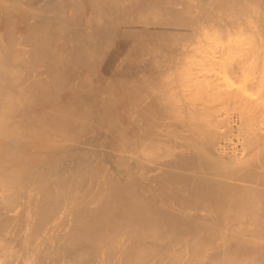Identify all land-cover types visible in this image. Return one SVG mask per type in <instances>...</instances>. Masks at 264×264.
<instances>
[{"label":"bare ground","instance_id":"bare-ground-1","mask_svg":"<svg viewBox=\"0 0 264 264\" xmlns=\"http://www.w3.org/2000/svg\"><path fill=\"white\" fill-rule=\"evenodd\" d=\"M133 1V0H132ZM139 1V0H138ZM153 1V0H152ZM176 1V0H175ZM167 2L166 0H161V1H159V2H156V3H148V4H146V6H147V9L145 8L144 9V3H137V4H133V8H132V11H131V13L128 15L127 13H124V12H121V10L120 11H117L118 10V8H117V10L114 8L113 9V11L112 10H110L111 9V5L110 4H115L116 3V1H114V0H0V141H1V139L3 140V142L2 143H5V145L3 146V144H1L0 143V164H2V162H4L3 164H2V166L0 167V174H3L4 172H5V169H3L2 170V167L4 166V165H6L7 164V162L9 163V161H10V163L9 164H7L6 166L8 167V165H11V161H13V163H14V160L16 161L15 163H14V165L15 166H13V163H12V167H13V169L11 168V166H9V170L11 171V169L12 170H15V169H17V168H19V165L20 166H22V165H25V166H23L22 168L20 167V170H16V171H14V172H16V173H14V172H12L14 175H8L9 176V180H5V181H8L9 183H10V181L11 180H13V178H21L22 176H25V177H29V175L31 176L32 174L33 175H35V177H36V175L38 174L39 176H40V174L41 173H44V177H46L45 178V180H43L42 179V177L43 176H40L41 177V180L43 181V182H45V183H47V185L45 184H43L44 186H45V188H46V191L44 192V193H42L41 191L42 190H40V188L41 189H45V188H43L44 186L42 185V186H40V182H41V180L39 179V176L37 177L38 178V180L40 181V182H38V184H39V190L38 189H36V190H33V192H32V190L30 191V194H31V192H32V194L31 195H33L34 196V194H35V192H38V191H40V193H42V194H44V196H46L47 194H58L59 193V191H60V193L59 194H61V195H63V194H67V192H68V194L66 195V196H70V195H73L72 194V192L71 191H69L70 190V188L72 189L73 188V186H74V184L72 183L71 184V186H70V184H69V182H68V184H69V186L70 187H68L67 188V186H68V184H66L65 183V185H66V188H64L65 190H63L62 188H59V185H58V187L57 188H59V191H57V189H55V187L56 186H52L53 188H54V192L52 193L51 192V185L53 184V183H56L54 180H56V177H55V179L53 180L54 182H51L50 181V178L53 176L52 174H50V176L51 177H47V176H49V173H56L57 171H59V168L63 165V167L65 166V167H67V164L69 165L70 164V166H69V168H71V166H72V162H75V161H77V159H78V162L77 163H75L76 165L79 163V165H80V162L82 161V159H83V161H85V157H87V161L88 160H94V158L95 157H97V155H101V154H103V153H101V149H103V147H107L108 146V148H110L111 150H112V148H113V150L115 151V152H117V151H119L118 153L121 155V151L120 150H118V147L120 148L121 146H122V143H119V140H121L120 139V137H118V136H120L119 134H117V137H116V139H109L110 138V136H109V134H108V136L107 135H105V134H107V131H109V129H110V126H112L113 124H114V126H115V128H114V126L112 127L113 128V132H117V130H116V128H119V126L121 127V129H122V127L123 126H128L129 125V127H127L128 128V130L126 129V127L124 128L125 129V131L123 132V137H128L127 139L128 140H130L129 142H131V139H133L132 138V135H133V137H134V133H135V136L137 135V137L139 138V139H141L143 136H140V134H144L145 133V128L146 127H150L149 125L147 126L146 124H145V121H146V123H147V121H148V115H147V117L145 116V119H147V120H145L144 121V124L142 125V126H145V128L144 127H142L141 126V124L143 123V122H141V124H140V127L143 129L144 128V130H142V129H140L141 131V133H139V134H136V133H138L137 131H135V129H133L134 127H133V125H135L136 124V126H137V130L140 128L138 125H139V123H140V120L141 119H143V117H142V115L140 114V112H139V114L141 115V116H139V118H134V114H135V112L136 111H134V113H133V110L134 109H132V107L133 108H135V107H137V108H139L138 107V104H137V106L133 103V101L131 100V99H133V97H131V99L129 98V96L130 95H128L127 94V97H128V100L127 99H122V97H124L123 96V93L120 95L119 93H118V91H117V94H119V95H117V97H115L116 96V92L114 93V96H113V93L111 94V93H109V94H111L112 95V97H114L113 99H111V95H109L110 96V100H114L113 102H115V100L117 101L118 100V102L121 104V106H120V104L118 103H116L115 102V104L113 103V102H111V104H106V103H104V99H106V98H104L103 96H102V94L104 95L105 94V97H106V95L108 96V91H110L111 92V90H109V87L111 86H108L110 83L112 84V82H113V79H115L116 77L114 76L115 75V73H116V76L118 77V73L120 72V70H119V68H122V66L123 65H125V63L123 64V65H118V64H122L123 62H126V61H129V63L132 61V63H133V61H136L137 60V63H138V61L139 62H144V64L145 63H148V64H146V65H148L149 66V62H153V61H160V59H161V54L163 53L164 54V52H163V49H164V45L165 44H167V42H168V44H169V42L170 41H172V39H174L175 37H169V35H175L176 36V34H178V35H180L179 34V32H182V35L183 34H185L186 32H184V30H189V31H191V30H193V28L194 29H196V24L197 25H201L200 26V28L203 30L204 28V30H203V33L204 32H207V30H208V32H210V31H215L217 34L218 33H220L221 32V34L224 32V33H226V31H227V33H229V31L231 30L232 32H234V31H236L235 29H241V28H243V29H245L246 31L247 30H251V29H253V30H257V32H258V30H260L259 32L261 33V32H264V31H262V30H264V16H263V13H264V1H262V0H259L260 2H258V1H244V0H235L236 2H234V0H211V1H209V3H207V0H191V1H177V2ZM201 1V2H200ZM233 1V2H232ZM117 2H119V1H117ZM129 2V1H128ZM144 2V1H143ZM122 3V2H121ZM125 3V2H124ZM123 3V4H124ZM132 3H134V2H132ZM126 4H127V2H126ZM130 4V3H129ZM118 5V4H117ZM131 7V6H130ZM130 7H129V9H130ZM110 8V9H109ZM260 8H261V10L263 11H261L260 10ZM124 9V8H123ZM259 9V10H258ZM209 10H213V14H212V17H214L213 19H212V17H211V13L212 12H209ZM129 11V10H128ZM261 12L262 13V15H260V17L258 16V13L259 12ZM208 13V15H210L209 17H211L210 18V23H209V20L207 19L208 17H207V14L206 15H204L205 13ZM255 13V17H253V14ZM256 16H258V17H256ZM262 16V17H261ZM204 17H206V19H207V21H204V23L206 22V24L205 25H202L201 24V21H202V19L204 18ZM90 18V20H89V22H88V19ZM212 21H213V23H212ZM88 23V24H87ZM151 23L152 24H155V26H157L156 27V29H149V30H146V31H144V30H142V27L141 26H144V25H146L147 27L149 26V25H151ZM203 23V24H204ZM89 24H91V25H89ZM208 24H210L209 25V28L210 29H208ZM89 25V27H87V26ZM206 25H207V27H206ZM212 25V26H211ZM153 26V25H152ZM204 26V27H203ZM145 27V26H144ZM199 27V26H198ZM212 27H214L213 29H212ZM87 28H93V29H91V31L89 30V31H87ZM206 28H207V30H206ZM191 29V30H190ZM212 29V30H211ZM219 30V29H221V31L219 30V31H216V30ZM222 29H224V31L222 30ZM198 31H199V29H197ZM210 30V31H209ZM245 30H244V32H245ZM223 31V32H222ZM230 31V33L231 34H233L232 32ZM243 31V30H242ZM252 31V30H251ZM188 32V31H187ZM194 32V31H193ZM238 32H240V31H238ZM249 32V31H248ZM190 33H192V32H190ZM189 33V34H190ZM197 33H199V32H197ZM201 33V32H200ZM199 33V34H200ZM200 34L201 36L202 35H205V33L204 34ZM213 33V32H212ZM222 34V35H225V34ZM229 33V34H230ZM236 33V32H235ZM247 32H245L244 34H246ZM252 33H256V31L254 32V31H252ZM259 33V35H260V37H261V34ZM167 34H169V35H167ZM216 34V35H217ZM230 34V37H233V38H230V37H228V38H230L229 39V41L231 40V39H234V37L236 36V34H234V36L233 35H231ZM238 34V33H237ZM243 34V35H244ZM257 34V33H256ZM168 36V37H164V36ZM187 35V34H186ZM194 35V34H193ZM207 35V34H206ZM209 35V34H208ZM219 35V34H218ZM184 36V35H183ZM198 36V35H197ZM245 36V35H244ZM243 36V37H244ZM153 37V39H151ZM182 37V36H181ZM187 37V36H186ZM190 37V36H189ZM194 37V36H193ZM203 37V36H202ZM205 37V36H204ZM209 37V36H208ZM224 37V36H223ZM226 37V36H225ZM224 37V38H225ZM248 37H249V35H248ZM182 38H184V37H182ZM181 38V39H182ZM199 39H201L200 37H198ZM197 38V39H198ZM212 38V37H211ZM218 38V37H217ZM251 38V37H250ZM262 38V37H261ZM177 39L179 40V38L177 37ZM189 39V38H188ZM194 39V38H193ZM198 39V40H199ZM204 39H206V38H203V40ZM208 39V38H207ZM210 39V38H209ZM214 39V38H213ZM212 39V40H213ZM235 39L237 40V38L235 37ZM240 40H241V38H239ZM243 39V38H242ZM155 40V41H154ZM185 40H187V38L185 39ZM184 40V41H185ZM198 40H196L195 42H196V44H194V45H196V46H198V43L200 44L202 41V39L197 43V41ZM211 40V39H210ZM245 40V39H244ZM251 40V39H250ZM260 40V39H259ZM152 41H154V42H152ZM189 40H187V43H189L188 42ZM205 41V40H204ZM215 41V40H214ZM222 41V40H221ZM176 42H179V41H175L173 44H176ZM226 42L228 43V40H226ZM231 42V41H230ZM243 43H244V41H242ZM246 42V44H247V41H245ZM249 42V44H250V42L251 41H248ZM181 43V42H180ZM184 42H182V44H183ZM186 43V44H187ZM190 43H192V42H190ZM207 43V42H206ZM212 43H214V42H212ZM224 42H222V44H223ZM234 43H236V42H234ZM241 43V42H240ZM260 43H261V41H260ZM259 43V44H260ZM186 44H185V46H186ZM203 44V42L201 43V45ZM209 44V43H208ZM237 44H238V42H237ZM237 44H234L235 46L237 45ZM245 44V43H244ZM245 44V45H246ZM248 44V45H249ZM252 44V43H251ZM254 44V43H253ZM201 45H199V46H201ZM205 45V44H204ZM203 45V46H204ZM215 45H218V43L216 42V44ZM227 45V44H226ZM244 45V46H245ZM248 45H246V46H248ZM168 46V45H167ZM169 46H171L170 44H169ZM182 46H184V45H182ZM195 46V47H196ZM198 46V47H199ZM228 46V45H227ZM230 46L231 45H229L228 47L230 48ZM243 46V47H244ZM261 46V45H260ZM259 46V47H260ZM177 47H178V45H177ZM190 47V46H189ZM192 47V46H191ZM202 47V46H201ZM209 47V46H208ZM207 47V48H208ZM241 47H242V45H241ZM241 47H239V48H241ZM250 47H252L251 45H250ZM250 47H249V49H250ZM168 48H171V47H168ZM182 48H184V47H182ZM182 48H180L179 50L181 51V49ZM228 48V49H229ZM152 49H155V53H154V55H152L151 53H149V50H151V51H153ZM195 49V48H194ZM193 49V50H194ZM199 49L201 50V48L199 47ZM231 49V48H230ZM235 49H237V47L235 48ZM233 50L234 52L236 51V50ZM242 49V48H241ZM241 49H239V50H241ZM246 49V48H245ZM245 49H242V50H245ZM262 49V48H261ZM98 50H101L102 52H103V54H101V56L102 57H104V59L102 60V57H100V53H102V52H96V51H98ZM173 50H175L174 48H173ZM178 50V49H177ZM183 50V49H182ZM198 49H197V47H196V52H197V54L199 53V54H201L200 53V51H197ZM204 50H206V48H204ZM203 50V51H204ZM226 50V49H225ZM248 50V49H247ZM184 51V50H183ZM202 51V50H201ZM252 51V50H251ZM146 52V53H145ZM174 52V51H173ZM186 52V51H185ZM194 53H195V51H193ZM228 52H232L231 50H229ZM238 52V51H237ZM236 52V53H237ZM240 52V51H239ZM243 52V51H242ZM247 52V51H246ZM262 52V51H261ZM98 53V54H97ZM170 53L172 54V52L170 51ZM178 53V52H177ZM181 53V52H180ZM184 53V52H183ZM190 52H188V54H187V56L186 57H184V59H186L187 58V60L190 58V57H192V55H193V53H190V54H192L191 56H190V54H189ZM241 53V52H240ZM176 54V52H174V54L173 55H175ZM227 54V53H226ZM230 54V53H229ZM233 54V53H232ZM256 54V53H255ZM254 54V55H255ZM262 54H263V52H262ZM97 55H99V57L97 56ZM168 55H169V53H168ZM186 55V54H185ZM189 55V56H188ZM195 55V54H194ZM194 55H193V57H194ZM234 55V54H233ZM170 56V55H169ZM225 56V55H224ZM263 56V55H262ZM154 57V58H153ZM173 57V56H172ZM240 56L238 55V58H239ZM253 57V56H252ZM251 57V58H252ZM260 57V56H259ZM101 58V59H100ZM174 58V57H173ZM196 58V60L198 59L197 57H195ZM225 58V57H224ZM227 58V57H226ZM231 58V57H230ZM230 58H228V59H230ZM190 59H192V58H190ZM221 59V61H222V58H220ZM219 59V60H220ZM233 59V58H232ZM237 59V58H236ZM236 59H234V60H236ZM255 59V57H253V59L252 60H254ZM102 60V61H101ZM171 60V59H170ZM182 60H183V58H182ZM192 60H194V58L192 59ZM207 60H209V59H207ZM206 60V61H207ZM218 60V59H217ZM145 61H147V62H145ZM189 61V60H188ZM191 61V60H190ZM199 61H202L200 58H199ZM248 61V60H247ZM251 61V60H250ZM250 61H249V63H250ZM260 61V60H259ZM262 61V63H263V60H261ZM91 62V63H90ZM92 62H94V63H96V65H95V67L96 68H99V69H97L98 70V73H100V75H102L103 74V71H104V68H105V70H106V73L107 72H109L110 71V68L112 67V65H114L115 66V64H116V66L117 67H119V68H115L116 69V71L118 72H115L114 73V71H113V75H112V72L110 71L109 72V74L108 75H110L111 74V76L113 77V79H112V82H110V83H108L106 80H108L107 78H111V77H109L107 74H106V79H105V74H103V78L105 79V81L106 82H104L103 84L104 85H106V83H107V85L106 86H102L101 84V86L99 85V83H98V87L100 86V88H103L102 89V92H104V93H100L99 92V88L97 87V82H96V84H94L93 82H92V80L93 79H91V77L89 78L91 81L90 82H92L93 84H94V86L92 85V86H85L84 85V83L85 82H89V81H85V79L87 80L88 78H86V77H88L87 75H86V71H87V64L89 65V63L90 64H92ZM104 62V63H103ZM110 62H111V66H110ZM167 62H168V60H167ZM173 62V61H172ZM194 62V61H193ZM209 62H210V60H209ZM246 62V61H245ZM244 62V64L246 65V63ZM93 63V64H94ZM103 63V64H102ZM107 63H109V64H106ZM141 63V64H142ZM168 63H170V62H168ZM201 63V62H200ZM237 63V62H236ZM48 64H51V68H54V65H57L58 66V69L56 68V70H54L55 71V73L53 74L52 72L51 73H49L48 74V80L45 78H43V76L45 75L43 72H45V71H43L46 67L48 68ZM97 64H100L101 66L102 65H104V66H108V67H110V68H108L107 67V69H106V67H104L103 68V66H102V70L100 69V67H98L97 66ZM131 64V63H130ZM129 64V65H130ZM134 64V63H133ZM186 64V63H185ZM191 64V63H190ZM194 64V63H193ZM234 64V63H233ZM240 64V63H239ZM242 65H243V63H241ZM258 64V63H257ZM260 64V63H259ZM258 64V65H259ZM52 65H53V67H52ZM138 65V64H137ZM156 65V64H155ZM217 65V64H216ZM221 65V64H220ZM254 65V64H253ZM57 66H55V67H57ZM90 66V65H89ZM93 66V65H92ZM147 66V67H148ZM43 67H45L43 70H41V68H43ZM91 67V66H90ZM94 67V66H93ZM92 67V68H93ZM136 66L134 65V66H132V68H130L129 67V69H134ZM147 67H146V69H147ZM152 67V66H151ZM168 67H169V65H168ZM234 67H236V66H234ZM249 66H247V68H248ZM256 67L258 68V66L256 65ZM233 68V67H232ZM238 68V67H237ZM260 68H261V70H263V68L260 66ZM36 69V70H35ZM40 70L39 71V74H40V72H42L41 73V75H38V72L36 73L35 71H38V70ZM119 71H118V70ZM137 70H139V67L138 68H136ZM136 69H134V71H133V74H132V71L130 72L128 69V71L130 72V74L132 75V76H129V74L127 75V73H126V75H127V78H128V76L130 77L128 80H130L131 79V77H133L134 75H135V73L134 72H136L135 70ZM146 69L145 70H143L144 71V73H142L141 71H139L138 73L139 74H137V75H140V73L141 74H145V72H146V74H147V76L149 75V73H151V69H149V67H148V69L149 70H147L146 71ZM160 69V68H159ZM222 69V68H221ZM229 69V68H228ZM239 69H241V68H239ZM239 69H237V70H239ZM254 69V68H253ZM252 69V70H253ZM259 69V68H258ZM34 70V71H33ZM47 72H48V70H50V65H49V68L48 69H45ZM86 70V71H85ZM97 70L95 71V69L94 70H92L93 72L95 71V72H97ZM102 72H101V71ZM111 70H113V67L111 68ZM123 70V68L121 69V71ZM230 70V69H229ZM251 70V69H250ZM255 70V69H254ZM260 70V69H259ZM32 71L34 72V74L36 75V77H35V75H34V77H33V73H32ZM50 71H52V70H50ZM49 71V72H50ZM53 71V72H54ZM92 71H91V73H92ZM149 71V72H148ZM163 71V70H162ZM90 72V71H89ZM94 72V73H95ZM105 72V71H104ZM123 72H125V71H122V72H120V75L123 73ZM128 72V73H129ZM164 72V71H163ZM225 72H227V71H225ZM229 72V71H228ZM232 72V71H231ZM239 72V71H238ZM251 72V71H250ZM256 72V71H255ZM254 72V73H255ZM78 73V75H79V77H78V75H76ZM88 73V72H87ZM94 73H92V74H94ZM102 73V74H101ZM235 73V71L233 72V74ZM237 73V72H236ZM235 73V74H236ZM257 73V72H256ZM261 73H264V70H263V72H261ZM42 74H43V76H42ZM160 74V73H159ZM187 74V73H186ZM232 74V73H231ZM247 74H248V72H247ZM37 75L39 76L38 77V79H37ZM88 75H90V74H88ZM96 76H99L100 77V75L98 74H95ZM94 75V76H95ZM122 75H124V74H122ZM121 75V76H122ZM154 75V74H153ZM171 75V74H170ZM169 75V76H170ZM185 75V74H184ZM242 75V74H241ZM256 75V74H255ZM262 75V74H261ZM108 76V77H107ZM121 76H119L118 78L120 79V77ZM151 76H152V74H151ZM182 75L180 74V77H181ZM186 76V75H185ZM224 76V75H223ZM225 76H226V74H225ZM230 76V75H229ZM228 76V77H229ZM257 76V75H256ZM259 76V75H258ZM42 79H41V78ZM45 77V76H44ZM76 79H75V78ZM123 77V76H122ZM121 77V78H122ZM134 77H137V76H134ZM133 77V78H134ZM143 77V76H142ZM157 77V76H156ZM161 77V76H160ZM171 77V76H170ZM183 77V76H182ZM233 77H235L234 75H233ZM250 76H248V78H249ZM80 78V79H79ZM94 78V77H93ZM133 78L131 79V80H133ZM140 78V77H139ZM236 78V77H235ZM246 78V77H245ZM36 79V80H35ZM40 79H41V81H44L43 83H41V82H38V81H40ZM44 79V80H43ZM77 79H79V80H77ZM100 79V78H99ZM101 79H102V76H101ZM104 79H102V81L104 80ZM119 79H116V80H118V82H119ZM123 79L124 80H127L126 79V77L124 76L123 77ZM122 79V80H123ZM136 79H138V78H136ZM134 80V81H138L139 82V80ZM148 79H151V78H148ZM156 79H158V78H156ZM164 79V78H163ZM171 79V78H170ZM182 79H184V78H182ZM221 79V78H220ZM227 79V78H226ZM225 79V80H226ZM232 79H234V78H232ZM257 79V78H256ZM262 79V78H261ZM30 81V83L31 82H33V83H27L26 84V81ZM33 80V81H32ZM75 80H77V81H75ZM95 80V79H94ZM96 80H97V78H96ZM116 80H114V82L116 81ZM121 80V79H120ZM128 80H127V82H128ZM155 80V79H154ZM229 80H231V79H229ZM225 81L226 82V85L228 84V82H230V83H233L232 82V80L231 81ZM247 80V79H246ZM245 80V81H246ZM75 81V82H74ZM100 81V80H99ZM146 81H147V79H146ZM148 81H150V80H148ZM164 81V80H163ZM72 82H74V83H72ZM76 82H79V83H76ZM90 82L88 83L89 85H90ZM131 83H132V81H130ZM142 82V81H141ZM143 82H145V81H143ZM151 82V81H150ZM202 82V81H201ZM204 82V81H203ZM240 83H241V81H239ZM238 82V83H239ZM44 83L46 84V85H44ZM70 83H72L71 85V87H70ZM75 83H76V85H75ZM82 83V84H81ZM124 83H125V81L122 83H120L119 82V87H121V84H123L124 85ZM134 83V82H133ZM200 83V82H199ZM198 83V84H199ZM237 83V82H236ZM237 83V84H238ZM244 83V82H243ZM87 84V83H86ZM114 84V83H113ZM116 85H117V83H115ZM127 84V83H126ZM136 84V83H135ZM146 84V83H145ZM197 84V88H200V86ZM205 84V83H204ZM207 84V83H206ZM248 84V83H247ZM254 84V83H253ZM264 84V83H263ZM96 85V86H95ZM116 85H114V88H115V86ZM131 85V84H130ZM141 85L143 86V84L141 83ZM230 85V84H229ZM234 85V84H233ZM232 85V86H233ZM242 85H246V84H242ZM69 86V87H68ZM73 86H76V89H74L73 88ZM124 86H126V85H124ZM123 86V87H124ZM133 86H135V85H132L131 86V88H129L130 90H132L133 91V93L135 92V90H133L132 88H134V89H136L135 87H133ZM149 86V85H148ZM199 86V87H198ZM231 86V85H230ZM237 86V85H236ZM251 86V85H250ZM261 86V85H260ZM87 87H89V88H91V89H86ZM106 87H108L107 89H108V91H107V89H105ZM119 87H117V88H119ZM128 87V86H127ZM139 87H141V86H139ZM225 87V86H224ZM244 86H242V87H239V88H243ZM67 88H69L68 90H66ZM71 88H73V89H71ZM98 89V90H95V89ZM112 88V86L110 87V89ZM144 88V87H143ZM153 88V87H152ZM202 88V87H201ZM204 88V87H203ZM207 88H208V86H207ZM227 88H229V87H227ZM231 88V87H230ZM229 88V89H230ZM237 88V87H236ZM239 88H237V89H239ZM252 88V87H251ZM95 90V92H93V91H91V90ZM120 89V88H119ZM124 89H126V87L124 88ZM123 89V90H124ZM156 89V88H155ZM222 89H223V87H222ZM241 89H240V91H241ZM15 90V91H14ZM74 90V91H73ZM115 90V89H114ZM137 90V89H136ZM140 90V89H139ZM144 90V89H143ZM221 90V89H220ZM244 90V89H243ZM248 90H250V89H248ZM254 90H256V89H254ZM260 90V89H259ZM17 91V92H16ZM19 91V92H18ZM88 91V92H87ZM122 91V89L119 91V92H121ZM131 91V92H132ZM169 91V90H168ZM205 91V90H204ZM213 91H217V90H214L213 89ZM226 91V90H225ZM230 91V90H229ZM250 91H252V90H250ZM14 92H15V94H14ZM65 92V93H64ZM96 93L97 95H98V97L100 96L102 99H100V98H98V97H96V98H98L100 101H102L101 102V104L102 105H104L105 104V106L104 107H107V108H109V107H113V105H114V109L113 110H111V108L110 109H106V108H104L103 107V111L105 110H107V112L109 113L110 111H114L115 110V107L117 106V105H119V106H117L116 108V111H115V113H113V114H118V109H120V107L125 111V109H127L126 110V112H128L127 114V117H128V119H127V117L124 115V114H126V112H124L123 110H120L122 113H123V115H122V113H121V115L122 116H124V118L125 119H127L128 121H131V122H133V124L131 125L128 121V123L126 122V120L124 119L123 120V118H122V116L121 115H117V116H115V117H117V118H121V120H122V123H121V125L120 124H118L120 121H119V119H117V118H115V117H112L113 118V121L116 119V120H118V122L116 121V123L119 125V126H117V125H115V121L112 123V122H110V124L108 123L109 121H110V119L108 120V119H105V118H103L102 116L104 115V117H105V114L107 113V112H102V108H101V105H99L100 103H99V100L97 99V101H98V106H97V103L96 104H94L95 102L93 101V106L95 107V109H91V110H97L96 108H98V110H100L102 113H104V114H102V113H100V114H102L101 115V117L100 118H102V119H104V120H102V122H101V119H100V123H103L102 124V128H104L102 131H105V133L104 132H99V133H101V134H97V130L98 129H100V127H99V125H97L99 128H97L96 130L94 129H91V131L93 130V132H91L90 130H89V132L87 131H85V130H87L88 128H90L89 126H90V123H89V126H88V124H85V119H86V121L88 120V118H85V117H88L89 116V118L91 117V115L89 114V115H87L89 112H87L88 110H86V106L88 105V102H90L89 101V99H91L93 96L92 95H94V94H92V93ZM97 92H99V94L97 93ZM123 92V91H122ZM125 93H126V90L124 91ZM202 92V91H201ZM218 92V91H217ZM249 92V91H248ZM259 92H261V90L259 91ZM85 93H89V96L91 97V98H89V96L88 95H86ZM107 93V94H106ZM128 93V92H127ZM129 93H130V91H129ZM132 93V94H133ZM136 93H138V92H136ZM146 93V92H145ZM152 93V92H151ZM166 93H168V92H166ZM242 93H245V91L243 92L242 91ZM251 93V92H250ZM253 93H255V92H253ZM20 94V96H18ZM62 94H64V95H62ZM131 94V93H130ZM135 94V93H134ZM165 94V93H164ZM174 94V93H173ZM196 94H197V92H196ZM195 94V95H196ZM204 94V93H203ZM203 94L202 95H200V94H198L197 96H199L200 95V97L201 96H203ZM212 94H213V92H212ZM218 94H219V96H218ZM218 94H217V96H218V99H220V96H222V95H220L221 93L220 92H218ZM252 94V93H251ZM256 94V93H255ZM17 95V96H16ZM58 95H62V99H60L61 97H58V99H60V101H57L58 99H57V96ZM97 95H94V96H97ZM126 95V94H125ZM136 96L137 95H139V97H140V95L141 94H135ZM143 95H144V92H143ZM150 95V94H149ZM167 95V94H166ZM165 95V96H166ZM168 95H169V93H168ZM167 95V96H168ZM170 95H172V91L170 92ZM242 95V94H241ZM247 95V94H246ZM249 95V94H248ZM254 95V94H253ZM262 95V94H261ZM15 96V97H14ZM63 96H65V101H63V102H61V100H63L64 99V97ZM88 97V99H85L84 97ZM108 96V97H109ZM122 96V97H121ZM132 96V95H131ZM134 96V95H133ZM135 96V97H136ZM142 96V95H141ZM166 96V97H167ZM174 96V95H173ZM193 96H194V94H193ZM192 96V97H193ZM197 96L195 97V98H197ZM17 97V98H16ZM22 97H23V100L25 99V102L27 103V101L29 100L30 101V103H32V104H34L35 103V105H37L38 104V101H42L43 99H49V97H50V99H51V97H56L55 98V100H54V102L56 103L55 105H54V102H53V104H50L51 106L52 105H54L53 107H51L52 108V110L54 111V110H56V112L58 111V114L60 113V118H61V114L63 115V117H64V119L62 118L61 120H59L58 119V121H60V122H62V123H60V124H58L57 123V125L56 124H53V121L55 120V116L57 115L58 117H59V115L58 114H53L52 113V111H51V114L49 115V114H46L45 116H44V114H42V115H40V116H42V117H45L46 119H48V120H50L49 121V123L50 122H52L51 124L54 126L55 125V127L56 126H58L57 128H60V129H58V130H56V129H54L53 128V126H51V125H47L46 124V126L48 127V128H46V126L44 125L46 122H43V123H41V124H43V126L41 125V126H39L38 125V119H37V117H39V116H37V115H39L37 112H38V109L40 110L42 107V105L41 106H38V107H41V108H37V107H35V106H33L32 104V106L33 107H35V108H33L32 106H29V104H28V106H29V108H31L30 110H32V111H30L29 110V113L30 112H34V114H32V113H30V114H32L33 116H35L34 118L35 119H37L36 120V122H37V124H36V126L40 129V131H41V133H40V131H39V129L36 127V126H33V124L35 125V119H34V122H28L26 119H27V117H31L32 118V115H29V113H27V104H24V103H22L23 101L21 100V103H22V107H19L20 109H17V104L19 103V101H20V99H19V101H17V99L18 98H21L22 99ZM145 97V96H144ZM143 97V98H144ZM162 97V96H161ZM171 97V96H170ZM199 97V98H200ZM234 97V96H233ZM255 97H258V96H255ZM259 97H261V96H259ZM263 97V96H262ZM104 98V99H103ZM116 98V99H115ZM137 98V97H136ZM143 98H140L139 99V101L141 100V99H143ZM146 98V97H145ZM165 98V97H164ZM175 98V97H174ZM194 97H193V99H195ZM214 99H215V96L213 97ZM212 98V99H213ZM241 98V97H240ZM54 99V98H53ZM53 99H51V100H53ZM109 99H108V101H107V103H109L110 101H109ZM154 99H155V97H154ZM186 99H188V98H186ZM189 99H190V97H189ZM198 99V98H197ZM205 99V98H204ZM203 99V100H204ZM217 99V102L219 101ZM247 99V97H245V99L244 100H246ZM258 98H256V100H257ZM27 100V101H26ZM84 100H86V101H88V102H86V101H84ZM92 100V99H91ZM93 100H95V97H93ZM125 101V103H127L129 100H131V102H132V104H130V102H128L127 104H125L124 103V101ZM126 100H127V102H126ZM134 100H136V99H134ZM147 100V99H146ZM145 100V101H146ZM164 100V99H163ZM185 100V99H184ZM190 100H192V99H190ZM203 100H202V102H203ZM253 100H254V103H252V104H254V105H252V108H255V106H256V108H255V111L256 110H258L259 109V111H260V106L262 105V104H264V103H261V104H259L260 106H258L257 104H256V102L258 103V101H255V99L253 98ZM261 100V99H260ZM18 103H17V102ZM165 101V100H164ZM194 101V100H193ZM198 101V100H197ZM213 101V100H212ZM215 101V100H214ZM213 101V103H215ZM40 102H39V104L38 105H40ZM43 103H44V100L42 101ZM41 102V104H43ZM47 102L49 103V101L47 100ZM58 102H60V103H58ZM123 102V103H122ZM176 102V101H175ZM196 102V101H195ZM48 103H46V105L48 104ZM52 103V102H51ZM104 103V104H103ZM138 103V102H137ZM144 103V102H143ZM143 103H142V105H143ZM147 103H148V100H147ZM146 102H145V105L147 104ZM178 103V102H177ZM207 103V101H205V104ZM208 103H209V101H208ZM244 103H245V101H244ZM125 106V107H123V105ZM150 104V103H149ZM203 104V103H202ZM212 104V103H211ZM243 104V103H242ZM256 104V105H255ZM44 106L43 107H45L46 105L45 104H43ZM50 105L49 106H47V107H45L44 108V110L43 109H41V110H43L44 111V113H45V110H46V112H47V109H50L49 107H50ZM91 105V103H89V106ZM109 107H108V106ZM130 106V108L132 109V111H131V109H129V106ZM131 105H134V106H132L131 107ZM234 105V104H233ZM18 106H20V104L18 105ZM23 106H25V110H26V114H28V115H26V114H22V112L23 113H25V111H23L22 109H23ZM88 106V107H89ZM92 106V107H93ZM99 106H100V108H99ZM128 106V107H127ZM139 106H140V103H139ZM152 106H155V105H152ZM193 106V105H192ZM191 106V107H192ZM194 106H196V105H194ZM201 106V105H200ZM127 107V108H126ZM143 107V106H142ZM160 107V106H159ZM189 106L187 105L186 106V108H188ZM191 107H190V109H191ZM199 107V106H198ZM203 107H205L206 108V106H203ZM210 107V106H209ZM221 107V106H220ZM242 107H243V109H244V107L245 106H243L242 105ZM258 107V108H257ZM263 105L261 106V110H263L264 111V109H263ZM28 108V109H29ZM155 108V107H154ZM157 108V107H156ZM195 108V107H194ZM207 108H208V106H207ZM219 108V107H218ZM128 109H129V111H128ZM140 109V108H139ZM148 109V108H147ZM151 108H149L147 111H148V114H150L149 112L151 111L150 110ZM159 109H161V108H159ZM199 109H201V108H199ZM198 109V110H199ZM211 109V108H210ZM213 109V108H212ZM242 110V108H241V106L238 108V111L239 110ZM17 110H19V112H21V114L20 113H16V112H18ZM20 110H22V111H20ZM35 110V111H34ZM40 110V113L42 112L43 113V111H41ZM59 110L62 112H59ZM90 110V109H89ZM137 110V109H136ZM143 110V109H142ZM142 110H140V111H142ZM144 110H145V107H144ZM164 110V109H163ZM166 110V109H165ZM183 110V109H182ZM213 110H217V109H213ZM221 110V109H220ZM251 110V109H250ZM50 111L48 110V113H50ZM137 111H139V110H137ZM159 111V110H158ZM170 111V110H169ZM188 111V110H187ZM201 111V110H200ZM202 111H204V109H202ZM218 111V110H217ZM252 111V110H251ZM93 112V111H92ZM92 112H91V114H92ZM131 112H132V114H131ZM157 112V111H156ZM162 112V116L163 115H165L163 112L164 111H161ZM212 112V111H211ZM220 112V111H219ZM242 112V111H241ZM250 112V111H249ZM112 113V112H111ZM111 113H109V114H111ZM129 113H130V117H129ZM144 113V112H143ZM160 113V112H159ZM243 113V112H242ZM251 113V112H250ZM53 114V115H52ZM95 114V112L92 114V115H94ZM109 114H106V116L108 115L109 116ZM137 114V113H136ZM136 114H135V116H136ZM152 114H154V113H152ZM207 114H209V113H207ZM206 114V115H207ZM212 114V113H211ZM210 114V115H211ZM214 114H216V113H214ZM240 114V113H239ZM246 114H249V113H246ZM245 114V115H246ZM253 114H254V112H253ZM252 114V115H253ZM264 114V113H263ZM262 114V115H263ZM7 115H11L10 117H15V115H17V117H15V120H11V118H10V120L9 119H7V118H4V117H6ZM19 115V116H18ZM24 116V115H26L25 117H26V122L28 123H26L27 125H29V126H26V127H32L31 129L30 128H24L25 126H21L22 124V116ZM52 115V116H51ZM55 115V116H54ZM96 115H97V112H96V114H95V118H96ZM131 115H132V118H134V119H132L131 118ZM185 115V114H184ZM196 115V114H195ZM199 115V114H198ZM251 115V116H252ZM257 115V114H256ZM255 115V116H256ZM4 116V117H3ZM20 116H21V118H20ZM48 116H50V117H52L53 119H49V117L47 118ZM54 116V117H53ZM97 116H100L99 114L97 115ZM107 116V117H108ZM113 116V115H112ZM153 116V115H152ZM155 116V115H154ZM161 116V115H160ZM161 116V117H162ZM193 116H194V114H193ZM205 116V115H204ZM214 116V115H213ZM248 116V115H247ZM246 116V117H247ZM264 116V115H263ZM24 117V118H25ZM93 116H92V119L94 118ZM106 117V118H107ZM137 117V116H136ZM142 117V118H141ZM200 117H201V115H200ZM244 117V116H243ZM242 117V118H243ZM249 117V116H248ZM262 117V116H261ZM17 118V119H16ZM20 118V119H19ZM23 118V119H24ZM31 118H28L29 120L31 119ZM41 118V117H40ZM40 118H39V120H40ZM132 120H131V119ZM167 118V117H166ZM195 118V117H194ZM205 118V117H204ZM203 118V119H204ZM208 118H209V116H208ZM263 118V117H262ZM20 121H19V120ZM32 119V120H33ZM90 120V122L92 121V123L93 122H95V120ZM136 119H140L139 121L138 120H136ZM160 119V118H159ZM197 119H198V117H197ZM207 119V118H206ZM255 119V118H254ZM261 119V118H260ZM18 120V122L16 123V121ZM41 120H45L44 118L43 119H41ZM48 120H46V121H48ZM56 120H57V118H56ZM98 120H99V117H98ZM105 120H107V121H105ZM136 120L137 122H134V121ZM157 120V119H156ZM248 120V119H247ZM24 121V120H23ZM97 121V120H96ZM124 121V122H123ZM141 121H143V120H141ZM151 121V120H150ZM150 121H149V124H150ZM193 121V120H192ZM205 121V120H204ZM208 121V120H207ZM245 121V120H244ZM254 122V120L252 119V120H250V122ZM41 121H39V123H40ZM55 122V121H54ZM57 122V121H56ZM55 122V123H56ZM88 122H89V120H88ZM98 122V121H97ZM97 122H95V124L97 123ZM99 122H98V124H99ZM105 122H107L108 124H109V126L105 123ZM153 122V121H152ZM151 122V123H152ZM191 122V121H190ZM246 122V121H245ZM244 122V123H245ZM92 123H91V125H92ZM135 123V124H134ZM137 123H138V125H137ZM163 123V122H162ZM192 123V122H191ZM194 123V122H193ZM195 123H197V122H195ZM194 123V124H195ZM210 123H212V122H210ZM243 123V124H244ZM256 123H260V122H256ZM264 123V122H263ZM21 124V125H20ZM86 125V129L84 130V126ZM94 124V123H93ZM94 124V125H95ZM125 124V125H124ZM199 124V123H198ZM24 125V124H23ZM66 125H67V127H66ZM84 125V126H83ZM101 125V124H100ZM108 126L107 128H105V126ZM152 125V124H151ZM183 125V124H182ZM186 125V124H185ZM190 125V124H189ZM189 125L187 126V127H189ZM196 125V124H195ZM214 125H216V124H214ZM247 125V124H246ZM261 125V124H260ZM259 125V126H260ZM264 125V124H263ZM45 126V127H44ZM61 126H63V127H61ZM88 126V127H87ZM132 127V129H131V127ZM190 126H192V125H190ZM201 126H204V125H202V123H201ZM212 125H210V127H209V129H207V130H209L210 131V129L212 128L211 127ZM243 126H245V125H243ZM250 126H252V125H249V127ZM253 126H255V125H253ZM252 126V127H253ZM92 127V126H91ZM96 126H94L93 128H95ZM139 127V128H138ZM160 127V126H159ZM183 127H184V125H183ZM186 127V126H185ZM198 127H199V125H198ZM206 127V126H205ZM263 127V126H262ZM36 128H37V130H36ZM44 128L46 129V130H44ZM49 128H51L52 130H55V132H53L51 129H49ZM62 128V129H61ZM111 128V129H112ZM155 128V127H154ZM191 128V127H190ZM244 128H246V127H244ZM251 128V127H250ZM31 131H30V130ZM34 131H33V130ZM48 129H49V131H48ZM111 129H110V131H111ZM123 129V130H124ZM129 129H131V130H133V131H135L134 133L132 132L131 133V131L129 130ZM150 129H151V127H150ZM153 129V128H152ZM180 129H181V127H180ZM189 129V128H188ZM198 129H200V128H198ZM253 129V128H252ZM260 129V128H259ZM35 130H36V132H35ZM154 130V129H153ZM181 130H183V129H181ZM186 131H188L187 129H185ZM214 130V129H213ZM251 130V129H250ZM257 130H258V125H257ZM34 132L33 134L35 135H33V134H30V136L31 135H33V136H31L30 138H34V139H31V141H30V138L28 139L27 137H28V135H26L28 132ZM43 131V132H42ZM44 131H46V133H49L50 131L51 132H53V134L55 135H57V134H60L61 132V137H60V139L62 138H64L63 139V141H64V144H65V142L67 141V142H69L70 140V142H73V143H75V141L78 143L79 142V138H80V143H82V141L83 140H85L86 141V139H84L83 137L81 138V136H82V134L84 133V134H86L87 133V135H91V134H88V133H94V131H95V135L93 134V136H98L97 137V139H96V141L95 142H97V143H99V141H100V143H102L103 145H105V146H102V144H97V143H95V144H93V147H95L96 148V146L95 145H97L98 147L97 148H99V150L96 148H94L95 150H97L98 152L100 151V154H98V152H97V155L96 154H93L92 153V150L90 149V150H88V152H86V154L84 153L89 147H85V146H83V144H82V150L81 151H83V148L85 147V151L82 153L80 150L78 151V153H76L77 152V149H80V148H75V146L73 145H70L69 143H67L66 142V146L68 147V145H69V148H71L70 146H72V148L71 149H73V147L76 149H73V150H71V149H68V150H70V151H66V153L68 152L69 153V155L68 156H70V157H63L62 156V153L65 155L66 153L64 152V151H62V150H64L65 148V146L63 147L62 145H59V144H61V143H58V145L60 146L59 148H61L60 150L58 149V145L57 144H55V143H48V142H50V141H48L50 138V136H51V139L50 140H52V138L55 140L56 138H58L59 139V137H56V138H54V137H52V133H50L51 135L49 136V135H46L45 133H44ZM48 131V132H47ZM58 131V132H57ZM86 133H85V132ZM99 131H101V130H99ZM109 131V132H110ZM119 131H120V129H119ZM148 130H146V132H147ZM152 131V130H151ZM198 131V130H197ZM200 131V130H199ZM198 131V132H199ZM201 131H203V129L201 130ZM205 131V130H204ZM203 131V132H204ZM208 131V132H209ZM247 131V130H246ZM29 132V133H30ZM37 132L38 133H40L39 134V136H40V138H41V136L43 135V134H45V136L47 137H45L44 135H43V137L42 138H44V140L49 144H47L46 145V143H45V141H41V142H43V143H45V144H43V146L45 147H43L42 149L40 148V146H39V149H41V150H38L37 149V153H36V156H38V158L40 159V160H37L38 162L40 161V162H42V163H40L41 164V166H40V164L38 165V167L36 168V164H38V163H36V164H27V163H29L30 162V160H29V162H27V163H25L24 162V164L23 163H21V164H19L18 163V158L19 159H21V158H23V157H21V156H24V157H27L28 155H20V152L22 151V154L24 153V154H26L27 153V151L28 150H31L32 149V151H33V149H35L36 150V148H37V146H38V144L39 145H41V143H37L36 144V146H35V144L33 143V140H36V138H37V136H38V134H37ZM57 132V133H56ZM82 132V133H81ZM108 132V133H109ZM115 132V133H116ZM126 132H127V134L129 133V134H131L130 135V137H129V134L127 135L126 134ZM144 132V133H143ZM154 132H155V130H154ZM206 132V131H205ZM248 132V131H247ZM258 132H261V133H263L261 130H258ZM80 133V135L81 136H79V135H77V134H79ZM121 133V132H120ZM150 133V132H149ZM152 133H153V131H152ZM152 133H150L151 134V136H152V138L150 137V139L151 140H153V138H154V133L152 134ZM156 133V132H155ZM255 133V132H254ZM253 133V134H254ZM257 133V132H256ZM261 133H259L260 135H261ZM42 134V135H41ZM72 134V135H71ZM84 134H83V136H84ZM104 136H103V135ZM126 134V135H125ZM149 134V135H150ZM156 134H158V133H156ZM201 134H203V133H201ZM200 134V135H201ZM53 135V136H54ZM102 136L101 138H100V140H98V138H99V136ZM110 135H113L114 136V133L112 134V132L110 133ZM122 135V134H121ZM141 137H139V136ZM145 135H147L146 133H145ZM144 135V136H145ZM166 135H168V134H166ZM181 134L179 133V137L181 138V139H185L186 137L188 138V136H186L185 138L183 137H181L180 136ZM198 135V134H197ZM243 135V134H242ZM252 135V134H251ZM25 136H27L26 138H25ZM58 136V135H57ZM66 136H67V138H66ZM93 136H91V137H93ZM108 138H107V137ZM160 136V135H159ZM183 136V135H182ZM190 136V135H189ZM192 136V135H191ZM199 136V135H198ZM206 136H208L207 134H206ZM215 136V135H214ZM249 137H248V139H250V135H248ZM254 136V137H253ZM252 137H253V139H255V142L256 141H258L257 139H259L258 138V136H257V134H255V135H253ZM262 136H264V135H262ZM36 137V138H35ZM75 137H78V138H76V139H74ZM162 137V136H161ZM166 137V136H165ZM168 137V136H167ZM166 137V138H167ZM200 137V136H199ZM199 137H197V138H199ZM205 137V136H204ZM213 137V136H212ZM244 137V136H243ZM261 137V136H260ZM4 138H6L7 140H5V142H4ZM41 138V139H42ZM111 138H113V137H111ZM129 138H131V139H129ZM137 138V141L139 140ZM145 138H147V137H145ZM145 138H144V140H145ZM165 138V139H166ZM170 138H171V135H170ZM195 138V137H194ZM209 138V137H208ZM214 138V137H213ZM263 138V137H262ZM8 139L10 140L11 139V142L9 141V143H12V146H13V144L15 143V140H16V142H18V140H20L19 142L20 143H18V144H20L21 145V142H26V144H28L27 142H29V145L31 144V143H33L34 145L33 146H25L24 145V147H28L27 149L26 148H24L23 147V149L21 148V146H17L16 145V143L14 144V146L16 145V147H18V150H16V151H20L21 149V151L19 152V153H13L12 151L13 150H15L16 149V147L15 148H12L13 150L12 151H9V150H7V146L8 145H10V144H8L7 142H8ZM23 141H22V140ZM26 139V140H25ZM48 139V140H47ZM57 139V140H58ZM62 139L60 140V141H62ZM65 139H69V141L68 140H66L65 141ZM74 139V140H73ZM95 139V137H93V140ZM118 139V140H117ZM125 138H123V142H125V140H127V139H125ZM135 140H136V138H134ZM133 139V140H134ZM157 139H160V138H157V137H155V140H157ZM193 139V138H192ZM200 139V138H199ZM245 139H246V142H247V138H246V134H245ZM245 139H244V142H245ZM12 140H14V143H13V141ZM25 140V141H24ZM28 140V141H27ZM38 140H40L39 139V137L37 138V141ZM73 140V141H72ZM116 140V141H115ZM127 140V141H128ZM150 140V141H151ZM160 140H162V139H160ZM164 140V139H163ZM163 140H162V142H163ZM168 141H169V139H167ZM167 140L166 141H164V144H168L169 142H167ZM186 140V139H185ZM194 140V139H193ZM196 140V139H195ZM201 140V139H200ZM205 140H206V137H205ZM212 140V139H211ZM211 140H208V141H211ZM215 140V139H214ZM260 140H262V139H260ZM259 140V141H260ZM264 140V139H263ZM7 141V142H6ZM126 141V142H127ZM136 141V142H137ZM143 140L141 139V141L140 142H142ZM147 141H149V139H147L146 140V142ZM190 141V140H189ZM188 140L186 141V142H189ZM258 141V142H259ZM36 142V141H35ZM125 142V143H126ZM132 142H134L135 143V141H132ZM139 142V141H138ZM137 142V143H138ZM143 142H145V141H143ZM166 142V143H165ZM185 142V143H186ZM205 142V141H204ZM212 142V141H211ZM213 142H216V141H213ZM250 142H252V141H250ZM251 143L252 145H253V147H254V144H256V146L257 145H259V147L255 150V148L256 147H254V150L255 151H257L258 149H261V146L263 147L264 146V144L263 145H261V143L262 142H264V141H260L259 142V144H258V142H256V143ZM23 143H22V145H23ZM83 143H85L84 141H83ZM134 143H132V145H136V144H134ZM152 143V142H151ZM155 143H156V141H155ZM155 143H153V144H150V145H152L151 146V148H153V145H155ZM190 143H191V141H190ZM199 143V142H198ZM6 144H7V146H6ZM25 144V143H24ZM56 146H55V145ZM79 144V143H78ZM77 144V145H78ZM145 144V143H144ZM148 143H146L145 145H144V147L147 145ZM149 144H148V147H145V148H150L149 147ZM167 144L166 145H164V146H167ZM178 144V143H177ZM184 144V143H183ZM187 144V143H186ZM195 144L196 143H194L193 142V145L195 146ZM212 144V143H211ZM215 144H218V143H215ZM249 144V143H248ZM32 145V144H31ZM51 145V146H50ZM54 145V147H53V149L55 150V151H57L58 152V156L56 157V153H55V155H52V153L54 154V150L52 151V153L50 154V155H52V157L53 156H55V157H50L49 156V154H48V156L46 155L45 156V154L46 153H44V151L46 150V151H49L50 150V152H51V147ZM102 147V148H100V146ZM125 145V144H124ZM123 145V149L125 150H128L127 151V154L128 155H131L132 157H136V156H134L133 154H129L130 152L129 151H132L131 153H133V151H134V154L137 152V153H140V150H141V148H140V145H141V147L143 146L142 145V143L141 144H137L136 146H135V150L136 149H138V151L136 150V152H135V150H134V146H132V148H133V150L131 149V148H126V146H130L129 144H127L126 146H124ZM169 146L168 147H172L173 146V144H172V142H171V144H168ZM190 144H188V146H189ZM207 145H210V144H207ZM213 145V144H212ZM230 145V144H229ZM261 145V146H260ZM5 147L6 146V150H3V149H1V147ZM36 148H35V147ZM42 146V145H41ZM46 146H50V148H49V150L48 149H46ZM79 146V145H78ZM81 146V145H80ZM92 146V145H91ZM139 146V147H138ZM160 146V147H159ZM157 145L156 146V148L154 147L153 149H155V151H154V153L156 152V151H158V152H161L162 151V149H158L157 147H159V148H161V144L160 145ZM162 146H163V144H162ZM182 145H180V147H181ZM200 146V145H199ZM66 147V148H67ZM93 147H91V148H93ZM112 147V148H111ZM117 147V148H116ZM174 147V146H173ZM172 147V148H173ZM179 147V146H178ZM196 148H198V144L195 146ZM195 147H194V149H195ZM210 147V146H209ZM214 147V146H213ZM242 147H244V146H242ZM248 147V146H247ZM253 147L252 146H249V148H250V151L249 150H247V149H245L246 151L245 152H247V151H249L250 153L252 152V154H250L249 152L246 154V156L248 155V154H250L249 156L250 157H253V156H251V155H255V158H254V160H253V158H250L249 157V159H252V161H251V163H249V162H246V164H245V160L246 161H248L249 159H247L248 158V156L247 157H243V158H245V159H243L244 160V168H245V171L243 172L242 170H240V168H238L239 170H238V172H237V170H235V169H233V167H232V165H234V163H232V162H234V161H230V162H228L229 160H227L228 158H227V153L225 154L226 155V157H225V155H224V157H225V159H223V157L220 155L219 157H221L222 159H223V161L224 162H222L221 160V158H219L218 157V160H216V161H214L213 160V158L214 157H216L215 159H217V156L219 155H217V153H216V156H207L208 155V153L209 154H213V153H210L209 151L207 152L206 150L205 151H203V153H207L206 155L204 154V156L206 157V158H209V160H212V163L210 164V165H212L213 163V165L215 166V169H216V167L217 168H219V170L220 169H222V170H225L226 168L228 169L230 166L229 165H231V167H232V170H234V172H235V174H234V172L232 171H230V169L231 168H229L228 170L231 172V174H229V175H233L234 177H235V180L236 181H238V177L241 179V181H242V178L243 177H245V176H247V175H252V174H254V175H258V174H260V173H256V171L255 170H257V171H259L260 170V172L263 170L264 171V169H263V167H264V165L262 164V163H264L263 161L264 160H262V158L264 159V156H263V154H261L260 152H261V150H260V152H259V150L257 151V154H255L256 152L254 151V150H251V148L253 149ZM19 148H20V150H19ZM56 148H57V150H56ZM114 148H116V149H114ZM121 148V149H122ZM163 148V147H162ZM212 148V147H211ZM215 148V147H214ZM8 149H11L10 148V146L8 147ZM25 149V150H24ZM44 149V150H43ZM110 149H103V151L102 152H104V155L106 154L105 153V151H110L111 152V150ZM164 149H165V147H164ZM163 149V153H166L167 151H168V154H170V156L169 155H167V156H165L164 157V159L166 160L165 162H168V160H169V162L168 163H170V165H168L169 167H175V166H172L173 165V163L175 162L174 160H176L177 162L176 163H178L179 165H182L183 164V166H185V167H188V166H186V165H188L187 163H189V164H195V161H196V163L199 165L200 164V162L202 161V156H200L199 154H197L196 152V157H198V155L200 156V157H198V158H200L199 160H198V162H197V160H195V161H189V157H188V162H186V158L185 159H182V155H180L179 154V156L181 157H178V159L176 158L177 157V155L175 154V156H174V154H172L171 155V153L173 152V153H175L176 151L174 150V148H173V150L175 151H171L170 152V150H172V149H167V151H166V149L164 150ZM210 149V148H209ZM263 149H264V147L262 148V151H263ZM27 150V151H26ZM34 150V151H35ZM42 150H43V153H42ZM67 150V149H66ZM76 152H75V151ZM122 151V155L121 156H123V157H120L119 156V154L117 155V154H115V152L114 151H112L114 154H115V156L114 155H112L111 153V155L113 156V158H111L110 156H108V155H110L109 153L107 154V155H105L104 157H106V159H108L109 157H110V159L111 160H107V162L106 163H110V162H112L113 160H115V162H117L118 164H117V166H119V167H117L115 164H114V167H116V168H114L113 167V162L112 163H110V164H107L108 166L110 165L111 167H113L114 168V170L115 169H117V170H119V169H121V170H124L123 169V167L121 168V166H122V164L121 163H124L125 164V162L124 161H126L127 160V156L128 155H126V150L125 151ZM149 150V149H148ZM183 150H185V149H183ZM192 150V149H191ZM198 150H200V148H198ZM16 151H14V152H16ZM24 151V152H23ZM33 151V153L31 152V151H29V155H31L30 156V159L31 160H34L35 158H34V156L35 155H33V154H35V152ZM41 151V152H40ZM59 151H62V153L61 152H59ZM142 151H143V149H142ZM166 151V152H165ZM202 151H200V152H202ZM213 151V150H212ZM216 151V150H215ZM253 151H254V153H253ZM11 152V153H10ZM38 152L39 153H42V155L40 154V156H39V154H38ZM49 152V153H50ZM79 152H80V154H79ZM93 152H95L94 150H93ZM95 152V153H96ZM123 152H125V153H123ZM129 152V153H128ZM145 152V151H144ZM143 152V153H144ZM151 152H152V150L149 152L150 154H151ZM158 152L156 153V154H158ZM185 152H187L186 150H185ZM190 152V151H189ZM192 152H193V150H192ZM192 152L191 153H187V154H192ZM199 152V153H200ZM216 152H218V151H216ZM259 152V153H258ZM32 153V154H31ZM73 153V154H72ZM74 153H76V154H74ZM82 153V154H81ZM88 153V154H87ZM136 153V154H137ZM143 153H140L142 156H141V158L143 159V158H145V159H151L154 155H151V157L148 155V153H147V149H146V156H145V154H143ZM178 153H180V152H178ZM263 153V152H262ZM38 154V155H37ZM60 154H61V157L59 158V156H60ZM72 154V155H71ZM78 154H79V156H78ZM89 154H92L91 155V157H93V155H94V157L93 158H91L90 156H87V155H89ZM140 154H139V156H140ZM161 154V153H160ZM160 154H158V155H160ZM181 154H184V153H181ZM244 154V153H243ZM258 154H260L261 155V157H260V155L258 156ZM44 155V160L43 159H41L42 157L41 156H43ZM73 155H75V156H73ZM86 155V156H85ZM96 155V156H95ZM116 155H117V157H116ZM124 155H126V156H124ZM144 155V156H143ZM148 155V156H147ZM186 157H187V155H186V153L184 154ZM188 155V156H189ZM245 155V154H244ZM256 155H257V157H256ZM66 156H67V154H66ZM77 156V157H76ZM85 156V157H84ZM103 155H101V157H102ZM108 156V157H107ZM131 156H129V158H130V160L132 159L133 161H130V162H137V160L135 159V158H131ZM138 156V155H137ZM157 156V155H156ZM192 156V155H191ZM193 156H195L194 154H193ZM263 156V157H262ZM83 157V158H82ZM88 157H90L89 159H88ZM118 157H120L121 159L119 160V158ZM127 157V158H126ZM147 157H149V158H147ZM158 157V156H157ZM167 157H169L168 159H167ZM173 157H174V160H173ZM184 157V156H183ZM261 158V160H262V162L260 163V159L259 158ZM28 158V157H27ZM34 158V159H33ZM37 158V159H38ZM46 158H48V159H46ZM52 158V159H51ZM54 158H56V159H54ZM82 158V159H81ZM85 158V159H84ZM117 158V159H116ZM125 158H126V160H125ZM162 158V160L164 161V159H163V157H161ZM161 158L159 157V160H161ZM194 158V157H193ZM58 159V160H57ZM100 159H102V158H100ZM106 159H103L104 161L106 160ZM123 159H124V161H123ZM144 159V160H145ZM153 159V158H152ZM151 159V161L152 162H155V161H157L158 160V158H157V160H152ZM181 160V163H182V160H184L185 161V163L183 162L182 164L180 163V160ZM220 159V160H219ZM242 159V158H241ZM256 159H259V164H262L261 166L257 163L258 162V160H256ZM18 160V161H17ZM24 160V159H23ZM27 160V159H26ZM36 160V159H35ZM42 160V161H41ZM45 160H47L46 162H45ZM52 160L54 161L55 160V162H52ZM90 160V161H91ZM99 161V158L97 157V159H95V163H93L92 162V166H90V162H88L87 164H89L88 166H90V168L91 169H95L96 167H97V164L99 163V162H97V161ZM117 160H119V161H117ZM148 160H146V161H148ZM178 160H179V162H178ZM193 160V159H192ZM208 160V161H209ZM234 160V159H233ZM43 161L46 163V165L48 166V164L47 163H49V162H52V163H49V164H51L50 166V168L51 169H53L54 168V166H55V168L57 169L58 168V170L56 171L55 169V171L53 170H51V169H49V167H47L46 165H45V163L43 164ZM49 161V162H48ZM104 161H102L101 162V160H100V162H101V165L99 164V166H103V164H104ZM110 161V162H109ZM120 161H122V162H120ZM128 161H129V159H128ZM128 161L126 162V164L128 163ZM140 161V160H139ZM172 161V162H171ZM174 161V162H173ZM200 161V162H199ZM208 161H206V159H205V162H204V160L201 162V163H205V165L204 166H207L206 165V162H208ZM21 162V161H20ZM86 162V161H85ZM85 162H81V163H83V164H85L86 166L85 167H87L88 168V166H87V164L85 163ZM114 162V163H115ZM120 162V163H119ZM129 162V163H130ZM160 162H162V161H160ZM165 162H163V167H162V165H160L161 163H159V165L161 166L160 168H159V170H156V169H153L152 171H151V169L152 168H154V167H152L151 166V168L148 166V162H145L143 165H142V162H141V165H139L140 167L142 166H144L143 167V169H142V171L139 169V166H136V168L134 167H132V165H137V163L135 164V163H133L131 166H130V164H128V165H126L125 164V168L127 167V166H130L131 168H133L134 170H132L130 167H127L128 169V173L127 174H125V172H126V169H125V172H122V171H120L121 173H123L124 174V176H123V174H122V176L120 175L119 177H121V184H122V188H119L120 186H121V184L119 183L120 182V179H118V181H117V177H118V172L116 173V175H115V173H114V171L111 169V171L114 173V175H112L113 173L110 171V169H107L106 168V171H105V165L102 167L103 168V170H102V168H99L100 170H97L98 172H102V171H104V172H106L107 173V171L109 170L110 172H111V174H110V172H109V174L111 175V176H113V177H115L116 179H112V182L113 181H116V182H114V183H116V184H118V185H120L119 187H116V188H114L113 186V184H111L112 185V187H110L109 189H111V191H110V193H112V192H114L113 190L115 189V191H117V193H113V196H111V197H114V201L116 200V202H117V204H116V206H117V208L115 207H113V210H109V209H104V208H102L101 210H97V211H95L94 213H92V211L90 212V211H85V208L84 207H80V206H77V204H75L76 206H73V204L71 203L72 201L70 200L71 198L70 197H72V196H70V197H65V195H63V196H61V195H56V196H61L62 198H63V201L65 202V203H67L66 201L68 200V198H69V204H68V206H67V204H65L64 202H61V203H64L65 204V206H63V204H61L60 206H61V208L63 209L64 208V212L65 211H67V209L69 208V205L71 204L72 206H73V208L72 207H70V208H72V209H70V210H72L73 212H74V214L75 215H73L74 216V218H75V220L77 219V221H75V222H73L72 224L70 223V220L69 221H67V222H69V224H71L70 225V228H69V231L68 230H66L65 229V227L67 226V228H68V225L66 224V218H67V214H65V216L63 215V212L61 211V208L58 206V208H56V207H54L55 205H57V204H59L60 202H56V204L53 206L52 204V209L54 210L55 208L56 209H58V211L56 212L55 210L53 211L54 212V214L53 215H56V214H58V215H60V216H56V218L58 217H60V222H59V220H58V218H57V220H58V223H56L57 225H55L54 227H55V229H57L59 226L61 227H59V231H57V230H53L54 228H53V226H51L52 228H51V232H56V234H58L59 232H63V233H61L62 234V236H61V234H60V236L61 237H63V238H61L60 236H59V234H58V236L60 237H58L57 238V235H55L54 233H50V235L51 234H54L53 236H55L56 237V239L55 238H49L48 239V241H50V242H48L49 243V247H50V249H47L46 250V248H48V244H47V241H45L46 242V245H44V246H47L46 248H41L40 249V247H38V248H36L35 250H33L34 252H35V254L34 255H32V254H30V255H32L33 256V258L35 259L34 261H33V259L31 260L32 261V263L34 262V264H43V262H44V264H50L51 262H53V261H51V260H54L55 262V264H59V262L60 263H62V261L65 259L64 257H66V258H68L66 261L68 262V263H65V261H63V263L62 264H74V263H72V262H74V261H72L73 259V255H75V254H78V255H83L84 257L86 256L87 258H89V257H91V259H93L94 258V261L93 260H91V262L90 263H93V264H123L125 261H128L129 263L130 262H132V263H134V264H228L229 262H225V263H222L221 262V259L222 258H225L226 257V259H225V261H227V259H230V257L231 258H235V257H238V258H235V260H237L238 261V263H239V257H242L243 255H244V253H245V249H244V233H243V224H244V220H243V215H244V213H245V210L244 209H239L238 207L239 206H233L232 205V200H233V196H232V194L234 193L233 192V189H231V187L230 186H235V185H227V183H228V181H221V180H217L216 181V176L218 175V173L216 174L215 172H212L211 174H213V175H216L215 176V181H212L213 179H214V177L213 176H210V175H208V176H210V177H213V179H211V184H212V188H214L213 186V184H215L216 186H215V188H217V187H219L220 186V182L219 181H221L222 182V186H220V188H219V190H220V192L218 193L217 192V190H216V192H215V189H214V192H213V194H212V201L210 200V198L211 197H209L211 194H210V192L211 191H209L210 189H211V184H210V181L208 180V182H207V184L205 185L204 184V188L206 189V186L207 187H209V185H210V189L208 190V192H207V190L206 191H203L202 190V187L203 186H201L203 183H205V182H202L201 184H200V186H198V189H197V185L196 184H199V182L200 181H202V180H204V181H207V179L205 178L206 177V175L208 174V169H211V168H208L207 169V174L205 175L202 171L204 170L203 168H201V166L199 165V167L198 168H201V169H199V171H201L202 169V171H201V173H203V174H201V175H203V179L201 180L200 178H199V176L201 177V175H197V174H195V175H197V176H195L194 174V176L192 175V177H196V178H198L199 179V182L197 183V179L195 180V182H196V184H195V188L198 190L197 191V195H195V193H194V185H192L191 187L190 186H188V184H190L195 178H192L191 177V179L190 178H188V180L186 179V188L187 189H189V188H191V189H193V190H191V192L192 193H190L189 192V190H187V189H185L184 188V183H183V181L185 182V180H184V178H185V176H188L189 177V173L191 172V171H188L189 173H186V171H184V170H186L187 168H184V170H183V172L186 174V175H184V173H183V176H182V174L181 175H179L177 172L179 171L178 169H179V167H178V169H177V171L175 172V171H172V172H174V173H172L171 171L170 172H167V171H169V170H172L171 168L169 169L168 167V169L169 170H167V171H165V173L167 172V174L168 173H172L173 175H175V178L173 179L172 177H174V176H172V174H171V176H170V174L169 175H167V176H161L162 175V173L164 172L163 170L166 168L165 166H167L166 164H168V163H165ZM225 162H228V164L229 163H231V164H227V163H225ZM254 162H256L257 164H254ZM18 163V164H17ZM103 163V164H102ZM157 163V162H156ZM249 163V164H248ZM17 164V165H16ZM65 164V165H64ZM119 164H121V166L119 165ZM147 164V166L146 167H148V168H146L145 169V165ZM152 164V163H151ZM175 164V163H174ZM186 164V165H185ZM192 164V165H193ZM224 164V165H223ZM226 164V165H225ZM248 164V165H247ZM253 165V168H248V167H250L249 165ZM31 165H33V166H31ZM42 165L43 166H46V167H43V168H45V169H47V170H45V169H42L41 171H40V169L42 168ZM53 165V166H52ZM76 165H73V166H75V167H73V168H71V173H74L73 174V176H71L72 178L74 177V179H76L77 177V179L79 180V178L80 177H83V179L86 181V179H88V178H86V177H88L89 175H91L90 174V172H92V174H93V171H95V170H91L90 168H89V170L90 171H88V174H87V170H85V167L83 166V168L84 169H79V165L78 166H76ZM107 165H106V167H107ZM154 165H156L155 163H154ZM175 165H177V164H175ZM224 166L225 168L223 169V167H221V166ZM246 165H247V167H246ZM255 165H257V168H256V166ZM6 166H4V168L6 167ZM27 166H29V167H27ZM98 166V167H99ZM108 167V168H111V167ZM157 166V165H156ZM194 166V165H193ZM192 166V167H193ZM214 166H212V167H214ZM226 166H229V167H226ZM15 167H17V168H15ZM27 167V169H25ZM30 167L33 169V168H35L36 169V171H33L32 169H30ZM40 167V168H39ZM63 167H61V170L62 169H64V172H66L67 173V171L69 172V169H68V167L66 168L67 169V171H65V167L63 168ZM77 167H78V169L79 170H76L77 169ZM81 167V166H80ZM165 167V168H164ZM191 166H190V170H192V169H194L195 170V168H192ZM254 167L256 168V169H254ZM260 167V168H259ZM25 169L26 171L28 170H30L28 173V175H25V174H27V172L26 173H24L23 172V174L21 175V177H19V174H21L22 172H19V171H21L22 169ZM82 168V167H81ZM86 168V169H87ZM163 168V169H162ZM166 168V169H167ZM182 168V166L180 167V169H183ZM189 168V167H188ZM192 168V169H191ZM198 168H196L197 170H198ZM237 168V167H236ZM262 168V169H261ZM137 171H136V170ZM138 169H139V171L141 172V173H144L145 171H146V173H149V175L147 174L146 175V178H145V174L146 173H144V175L143 174H141L140 172V175L137 173L138 172ZM147 169H148V171H147ZM160 169H162L161 171H163L161 174H159L158 173V175H157V173H156V171L158 172V171H160ZM205 169H206V167H205ZM247 169L249 170V172L247 171ZM250 169H251V171H250ZM259 169V170H258ZM39 170V171H38ZM49 170V172H48V174H47V172H45V171H48ZM52 172H51V171ZM61 170H60V172H61ZM102 170V171H101ZM117 170H115V172L117 171ZM156 170V171H155ZM174 170V169H173ZM193 170V171H194ZM222 170H220V172H222V175L224 174L225 175V177L226 176H228L230 179L231 178H234V177H231V176H229L228 174L226 175V173H227V170H225V171H222ZM253 170V171H252ZM8 173H9V171L8 170H6ZM31 171H33L34 173H31ZM37 171H38V173H37ZM42 171H44V172H42ZM132 171V172H131ZM212 171H214L213 169H212ZM218 171V170H217ZM228 171V172H229ZM262 171V173H264ZM7 172H5V174H3V176L2 175H0V177L1 178H3V180L6 178H4V175L5 176H7L6 175V173ZM17 172H19V173H17ZM35 172H36V174H35ZM63 172V171H62ZM61 172V173H62ZM63 172V174H60V173H58L57 172V174H60V175H62V176H64V178H66L65 179V181L69 178L68 176H69V173H67V177L64 175L65 173ZM131 172V173H130ZM136 172V174H138V176L136 175V174H134ZM150 172L153 174V173H155L157 176H155L154 174L151 176V174H150ZM180 172V171H179ZM220 172H219V175H220ZM224 172V173H223ZM241 172V173H240ZM256 174H255V173ZM7 173V174H8ZM40 173V174H39ZM70 173V174H71ZM100 173H98V174H96V172H95V174L98 176H101L102 174H104V173H102L101 175H100ZM176 173H177V175H179L180 177H183V179L182 180H180L181 178L180 177H178V176H176ZM182 173V172H181ZM199 173V172H198ZM210 173V172H209ZM241 174L240 176H238L239 174ZM243 173L244 174H246V173H249V174H246L245 176L243 175ZM261 173V174H262ZM45 174H46V176H45ZM132 174V175H131ZM191 174H192V172H191ZM32 175V176H33ZM56 174H54V176H55ZM84 175H86V176H84ZM88 175V176H87ZM108 175V174H107ZM110 175L108 176V177H110ZM132 176L131 178H129L130 180L132 179H134V176H137V177H135L136 178V181H137V179L139 180H141L143 177L145 178H143L144 180H145V182L143 181V183H146V182H153V183H151V185H150V183H149V187L152 189L154 186H152V184H159V183H161V182H163V181H165L164 179H166L168 176L169 177H171V178H169V180H168V184L170 183L169 181L171 180V183L172 184H170V185H168L166 182V185H168V186H166V185H163V188H165V189H167V192L166 191H164L165 189H163V191L162 192H165V193H163L164 195L166 194V196L167 197H169V194L170 193H172L173 191H174V188H175V186H176V190L177 189H179L180 188V196L178 195V193L176 194V191H175V193L174 194H176V195H178L179 196V198L178 199H180V200H182V201H180L181 203L183 202L184 203V205H186L185 204V200L187 201V203L189 202L190 203V199L188 198L189 196H191V195H195V197L196 198H199L200 200H202V202L204 203V201L205 200H207V202L209 203L208 205H207V203L205 202V204H203L202 203V208H200L201 209V212H196V213H190V212H186V210H187V208L186 207H184V208H186V210H181V211H178L177 210V212L176 211H174L171 207H166V209L164 210L163 209V216H161L160 217V209H158L159 207H158V205H157V207H156V204H155V207L158 209V212H156V215H158V213H159V215L157 216V217H159V218H157V220L158 221H160L161 219L163 220V221H160L161 223H158V222H154V221H149L148 219H152V218H154V217H151V215L152 214H154L153 213V211L155 212V210H153L152 211V209H153V207H154V204H151L150 202H152L153 203V201L155 200V199H153L152 197H154V196H150V195H153V194H155V192L156 193H162L161 192V188L160 189H158L159 187L158 186H160V185H156V187H154V193L151 191V189L150 188H148L149 189V195L148 196H150L151 198H150V205H149V203H148V205H147V207L148 206H150L149 207V211H152V212H149V211H146V213L147 212H149V214L148 215H150L151 213V215H150V217L147 219V223H145V221H144V223H143V221H140L141 223L140 224H134V219L136 218V211H138V213H139V211L142 213V212H144V210L143 211H141L140 210V208H139V210H136L135 209V211H134V207H133V203H134V200H133V195H135V194H133L134 192L133 191H135V190H137V192L135 191V193L136 194H138L140 191H138V189L137 188H141L142 187V185L144 186V184L143 183H141V186H139L140 184L138 183V182H136V183H134L135 185L138 183V186H135V187H137V188H135L134 187V190H131V188H133V182H135V179H134V181H132V182H130V180H128L127 179V181H129L131 184H133V185H130V187H126L127 185V183H125L126 182V176ZM134 175V176H133ZM143 175V176H142ZM163 175H166V174H163ZM218 175V177H220L221 179L222 178H224L225 179V177L224 176H219ZM243 175V176H242ZM10 176L12 177V178H10ZM94 176V175H93ZM104 176V175H103ZM152 180V181H150V179H149V181H146L147 180V178L148 177ZM153 176H155L154 178H153ZM159 176L160 177H163L162 179L161 178H159ZM205 176V177H204ZM238 176V177H237ZM25 177H24V179H25ZM35 177L33 176V178L35 179ZM43 177V178H44ZM60 177V176H59ZM91 177V176H90ZM89 177V178H90ZM105 177H107V176H105ZM108 177H107V179H108ZM122 177L124 178V180H122ZM138 177H142V178H138ZM26 178V179H27ZM36 178V179H37ZM49 178V179H48ZM58 178V177H57ZM64 178H58L57 179V184H58V182H59V184L61 185L62 183L61 182H63L64 181ZM72 178H69L68 180H70V179H72ZM86 178V179H85ZM95 178V177H94ZM99 178H101V177H99ZM156 178L158 179V180H156ZM167 178V179H168ZM180 178V179H179ZM187 178V177H186ZM228 178V179H229ZM237 178V179H236ZM7 179V178H6ZM11 179V180H10ZM22 179V178H21ZM21 180L20 182H21V186H17V184H16V188L18 187V188H20V189H22V188H24L25 190H26V188H29V187H26L25 188V186H27V185H29V182H27V185H26V181L27 180H30V182L32 181V177H30V178H28L27 180ZM33 179V180H34ZM47 179V180H46ZM51 179H53V177L51 178ZM62 179V180H61ZM74 179H73V181H74ZM82 179V178H81ZM83 179L81 180V182L83 181ZM160 179H161V181H160ZM166 179V180H167ZM175 179H177L178 181L177 182H174V181H176ZM189 179L191 180V182L189 181ZM193 179V180H192ZM219 179V178H218ZM227 179V180H228ZM3 180H1V182L3 181ZM110 180H111V178H110ZM139 180V181H140ZM154 180V181H153ZM172 180H174V181H172ZM180 180V181H179ZM223 180V179H222ZM232 180V179H231ZM234 180V179H233ZM14 181H15V179H14ZM19 180L17 179V182H18ZM52 183H50V182ZM61 181V182H60ZM77 181V180H76ZM100 181V180H99ZM125 181V182H124ZM158 181H160L159 183H155V182H158ZM182 181V182H181ZM7 182V186H11V185H13L14 186V184H13V182H12V184L11 185H9V183ZM16 182V183H17ZM35 182H37V180L35 181ZM35 182L33 181V183L35 184ZM42 182V183H43ZM67 182V181H66ZM71 182V181H70ZM78 182H80V181H78ZM101 182V181H100ZM106 182V181H105ZM108 182V181H107ZM111 182V181H110ZM128 182V183H129ZM187 182H189V183H187ZM194 181L192 182V184L193 183H195ZM214 182V183H213ZM216 182V183H215ZM224 182V183H223ZM5 183V182H4ZM15 183V182H14ZM23 183H25L24 185H22ZM32 183V182H31ZM31 183H30V185H31ZM41 183V184H42ZM64 183V182H63ZM86 183H87V181H86ZM90 183V182H89ZM99 183V182H98ZM102 183H103V180H102ZM123 183H125L124 185V187H123ZM164 183V184H165ZM176 183H177V185H176ZM179 183H181V185L179 184ZM208 183H209V185H208ZM229 183H233V182H229ZM241 183V182H240ZM37 183H36V186L38 185ZM50 184V186H48ZM57 184H55V185H57ZM83 184V183H82ZM115 184V185H116ZM226 184V185H225ZM237 184V183H236ZM5 185V184H4ZM3 184H2V186H4ZM4 186V187H7V186ZM19 185V184H18ZM84 185V184H83ZM89 184H87V186H88ZM111 185H109V186H111ZM146 185V184H145ZM172 185V186H171ZM173 185H174V187H173ZM178 185H180L181 187H179V188H177L178 187ZM184 185V186H183ZM191 185V184H190ZM217 185H219V186H217ZM12 186V187H13ZM22 186H24V187H22ZM62 186V185H61ZM86 186V185H85ZM85 186H83V187H85ZM102 185H100V187H101ZM104 186V185H103ZM148 186V183H147V185L145 186V187H147ZM162 186V185H161ZM165 186V187H164ZM182 186H183V188L184 189H181L182 188ZM22 187V188H21ZM31 187V186H30ZM33 187V186H32ZM50 187V188H49ZM64 187V186H63ZM82 187V186H81ZM82 187V188H83ZM125 187H126V189H125ZM158 187V188H157ZM167 187V188H166ZM173 187V191L172 192H170ZM199 187H201V188H199ZM236 187H238V184H237V186ZM236 187H232V188H236ZM3 188V187H2ZM8 188V187H7ZM81 188V189H82ZM113 188V189H112ZM130 188V189H129ZM157 188V189H156ZM203 188V189H204ZM11 189V188H10ZM14 189H15V187H14ZM31 189V188H30ZM30 189H27V190H30ZM35 189V188H34ZM50 189V190H49ZM63 191V194L61 193L62 191ZM66 189H69V190H67V192L65 193V191H66ZM81 189H79V190H81ZM93 189H94V187H93ZM92 189V190H93ZM98 190H100L99 192L101 193V191H103V189H102V187L99 189V187L97 188ZM102 189V190H101ZM105 189V188H104ZM142 189H144L143 187H142ZM147 188H145L144 190H146ZM147 189V190H148ZM171 189V190H170ZM202 190V191H200L199 192V190ZM12 190V189H11ZM16 190V192H18V189H15ZM26 190V191H27ZM38 190V191H37ZM78 190V192L77 193H81V191H79ZM86 190V189H85ZM97 190V191H98ZM108 190V189H107ZM124 190H126V191H132V192H129V193H131V194H127L126 192L124 193V194H127V195H125L126 197V199L124 198V194H122V192H124ZM139 190H141V189H139ZM158 190H160V191H158ZM168 190H169V192H168ZM181 190L183 191V190H187V192L188 193H190V195L188 194L187 196H185L186 194L184 193V196L183 197H186V198H188V199H186V198H182L181 199V197H182V195H183V192H181ZM218 190V191H219ZM10 191V190H9ZM13 191V190H12ZM21 191H23V189L21 190ZM44 191V190H43ZM47 191H48V193H47ZM56 191H57V193H56ZM88 191L89 192H87V191H84V193H81V194H88V193H90V195H91V191L88 189ZM97 191L95 190H93V192L95 193H97ZM142 191V190H141ZM196 191V190H195ZM8 192V191H7ZM14 192V191H13ZM13 192H11V193H13ZM15 192V194H16V196H17V202L20 200V199H18V197L22 194H19L20 193V191L18 192V195H17V193ZM29 192V191H28ZM27 192V194H29ZM50 192V193H49ZM93 192H92V194H93ZM98 192V193H99ZM105 192H106V189H105ZM108 192V191H107ZM152 192V193H151ZM209 193L210 195H208L207 193ZM10 193V194H11ZM24 193V192H23ZM34 193V194H33ZM40 193H36L35 194V196H37V194H39L37 197H36V200L38 199V203H37V201L36 200H34V202H33V204L34 205H32L31 204V202H30V200L31 199H33V196L30 198V196H27V195H25V196H23L24 197V199H29V201H28V206H23L24 204H22V206H23V208H22V210H24V207L26 208V207H28V208H26L25 209V211L26 212H24V211H22L23 213H28L29 212V214L31 215V213H33V212H37V208H38V206L39 207H41L40 205H38V204H40V201H39V196H40ZM70 193V194H69ZM75 193V192H74ZM76 193V194H77ZM80 193H79V195H80ZM95 193V194H96ZM99 193V194H100ZM118 193H121V195H122V199H121V195H119ZM143 193H144V191H143ZM202 193V194H201ZM203 193H206V195H208L207 197H209V198H205L204 196L205 195H203ZM108 194V193H107ZM146 194V193H145ZM163 194H160V195H162L161 197H163V198H165L164 196H163ZM182 194V195H181ZM201 194V195H200ZM49 195H47L46 197H50ZM89 195V194H88ZM94 195V194H93ZM116 195H118V197H115ZM143 195V194H142ZM156 196H159L158 194H155ZM173 195V194H172ZM176 195H173V196H171V194H170V198L169 199H171V198H173L174 200H178V199H175V197L174 196H176ZM200 195V196H199ZM11 196V195H10ZM13 196V195H12ZM16 196H14L13 198L15 199V197ZM35 196H34V199H35ZM42 197H43V195H41ZM41 196H40V198H41ZM140 196V193L138 194V196H137V198L136 199H138V201L140 200L138 197ZM144 196V195H143ZM199 196V197H198ZM23 197H22V199H23ZM53 197H54V195H53ZM56 198V199H62V198ZM67 199V200H64L65 198ZM74 197H76L75 195H74ZM80 197V196H79ZM78 197V198H79ZM84 197V196H83ZM128 197V198H127ZM140 197H142V196H140ZM160 197V199H162ZM193 197V196H192ZM195 197H193V199L195 200ZM200 197H204V198H200ZM20 198V197H19ZM81 198V197H80ZM124 198V199H123ZM23 199V200H24ZM55 199V200H56ZM76 198H74V200H75ZM109 199H110V197H109ZM112 199V198H111ZM153 199V200H152ZM158 199H159V197H158ZM203 199H204V201H203ZM41 200V203H42V201H43V203L42 204H44V203H48V202H46V200H48V199H44V197H43V199L41 198L40 199ZM49 200H50V198H49ZM54 200V201H55ZM106 200V199H105ZM143 200H145V199H143ZM165 200H166V198H165ZM174 200H172V201H174ZM198 200V199H197ZM210 200V201H209ZM25 201V200H24ZM53 200H51L50 202H54ZM58 201V200H57ZM79 201V200H78ZM82 201H83V199H82ZM99 201V200H98ZM110 201H112V200H110ZM109 201V202H110ZM126 201V202H125ZM22 202V201H21ZM27 202V201H26ZM25 202V203H26ZM102 202V201H101ZM108 202V201H107ZM108 202V203H109ZM113 202V201H112ZM128 202V203H127ZM143 202V204H144V201H142ZM141 202V203H142ZM145 202H146V200H145ZM148 202V201H147ZM157 202V201H156ZM167 202V201H166ZM195 202V201H194ZM193 202V203H194ZM197 202V201H196ZM24 203V202H23ZM73 203H74V201H73ZM77 203H81V201H79V202H77ZM83 203V202H82ZM140 203V204H141ZM161 203V202H160ZM168 203V202H167ZM174 203H176V202H174ZM173 203V204H174ZM181 203H180V205H181ZM191 203H192V200H191ZM30 204H31V206H30ZM41 204V205H42ZM87 204V203H86ZM111 204V203H110ZM109 204V205H110ZM139 204V203H138ZM158 204V203H157ZM196 204V203H195ZM195 204H192V206L193 205H195ZM199 204V203H198ZM48 204H46V206H47ZM83 205H85L84 203H83ZM82 205V206H83ZM106 205V204H105ZM151 205L153 206L152 208H151ZM176 205V204H175ZM177 205H178V203H177ZM179 205V207H181ZM187 205H189V204H187ZM186 205V206H187ZM30 206V207H29ZM34 206H35V208H34ZM43 207H46L45 205H42ZM66 206L68 207L67 209H65L66 208ZM97 206V205H96ZM101 206V205H100ZM115 206V205H114ZM142 206V205H141ZM163 206V205H162ZM161 206V207H162ZM198 207H199V205H197ZM201 206V205H200ZM207 207V208H204V207ZM214 207V208H211V207ZM47 207H49V206H47ZM51 207V206H50ZM139 207V206H138ZM137 207V208H138ZM146 207V206H145ZM146 207V208H147ZM175 207H178V206H175ZM178 207V208H179ZM189 207H190V205H189ZM194 207V206H193ZM192 207V208H193ZM29 208H31V209H33V212H32V210L31 209H29ZM42 208V207H41ZM96 208V207H95ZM144 208V207H143ZM155 208V209H156ZM163 208V207H162ZM161 208V209H162ZM183 208V209H184ZM204 208V209H203ZM34 209H36V210H34ZM44 209V210H43ZM49 209H51V208H49ZM48 208H42V210H43V213L46 211V213L48 214V215H51L52 216V212H49L50 210H49ZM151 209V210H150ZM157 209H156V211H157ZM42 210H41V212H40V209H39V213L38 214H40L41 213V215H40V217H39V219H40V221L39 222H36L35 224V226L36 227H34L33 225L34 224H32V223H30V220L29 219H33L34 218V215H29V214H27L26 215V217L25 216H23V214H21L20 213V215L22 216V218H20V220L22 219L23 221L25 220V218L27 219V218H29L28 220V222H29V224L26 222V221H24L25 223H27V226H33L35 229H33L32 231L30 230L29 232H30V235H28L29 237H26V238H29V239H32V237L33 238H35V236H37V232L39 233L38 234V237H39V235L40 234H42L43 232V230L45 229V231H44V234H45V237H51L50 235H48L49 234V232H50V230H48V228L46 229V228H44V226H45V224H42V226L40 225L42 222H44V221H42L43 219H42V217L44 216V217H46V216H48L46 213L45 214H43L42 213ZM47 210H49V211H47ZM69 210V209H68ZM114 210H116L117 212V214H118V212L122 215H124L125 217H127V221H126V223H122V222H120V220L122 219V217H121V215H120V217H121V219L119 220V221H116L115 220V218H113L114 216H116V214H114L115 212H113ZM28 211V212H27ZM52 211V210H51ZM59 211H61V213H62V215L59 213ZM203 211V212H202ZM49 212V213H48ZM69 212V211H68ZM161 212V213H162ZM36 213V214H37ZM92 213V214H91ZM145 213V212H144ZM5 214V213H4ZM7 214V213H6ZM37 214V215H38ZM43 214V215H42ZM73 214V213H72ZM71 214V212H70V215H72ZM25 215V214H24ZM29 215V216H28ZM138 215V214H137ZM176 215L178 216H180L178 219H183L184 221H176L177 219H175V217H176ZM5 216H8V214L7 215H5ZM10 216V215H9ZM28 216V217H27ZM61 216H64L63 217V219L65 218V220H62L61 219ZM69 216V215H68ZM123 216V217H124ZM139 216V215H138ZM142 216H143V214H142ZM145 216H147V215H145ZM25 217V218H24ZM92 217L93 218H95L96 220H97V222H90L91 221V219H92ZM139 217H141V216H139ZM148 217V216H147ZM146 217V218H147ZM8 218V217H7ZM7 218H5L3 215H1L0 214V233H1V231H3V230H5L6 231V229L8 228V230L9 229H12V228H9L10 226H11V224H14V223H9V222H12L14 219H12L11 218V216H10V219H9V221H7ZM52 218H53V216H52ZM69 218V217H68ZM70 218H72V217H70ZM69 218V219H70ZM145 218V219H146ZM11 219H12V221H11ZM38 218H34V220H37ZM117 219H119V218H117ZM137 220H136V222L139 220V219H141V220H143L142 218H136ZM144 219V220H145ZM160 219V220H159ZM34 220H32L31 222H33ZM53 220V219H52ZM56 220V221H57ZM123 220H125L124 218H123ZM156 220V221H157ZM53 221H55V220H53ZM53 221H51V222H53ZM65 223H64V222ZM131 221V222H130ZM13 222H15V221H13ZM17 222H22V221H17ZM23 222V223H24ZM47 222V221H46ZM49 223L50 225L52 224V223ZM72 222V221H71ZM8 223H9V225H8ZM19 223H17L18 224V226H20L19 225ZM34 223V222H33ZM45 223V222H44ZM54 223V224H55ZM59 223H63L62 225L63 226H61V224H59ZM138 223V222H137ZM17 224H16V226H17ZM47 224H48V222H47ZM46 224V225H47ZM59 224V225H58ZM66 224V225H65ZM8 225V227L5 229L4 228V226L6 227ZM15 225V224H14ZM13 225V229H14V227H16V226H14ZM26 225V224H25ZM245 225V224H244ZM17 226V227H18ZM22 226L24 227V225L22 224ZM49 226V225H48ZM48 226H46V227H48ZM65 226V227H64ZM28 227V228H29ZM40 227V228H39ZM41 227L43 228L42 230H41ZM57 227V228H56ZM63 227V228H62ZM3 228V229H2ZM19 228V227H18ZM31 228V227H30ZM29 228V229H30ZM39 228V230H37ZM27 229V228H26ZM29 229H27V231L29 230ZM32 229V228H31ZM49 229H50V226H49ZM62 229H64V230H62ZM61 230V231H60ZM64 231L65 232H67L68 231V233H67V235L64 233ZM32 232V233H31ZM42 232V233H41ZM58 232V233H57ZM27 233V232H26ZM33 233H35L34 235H32ZM48 233V234H47ZM28 234V233H27ZM63 234H65L66 236H63ZM46 235H48V236H46ZM42 236V235H41ZM52 236V237H53ZM31 237V238H30ZM36 238V239H40V238ZM66 237V238H65ZM42 238H44V237H42ZM47 238H46V240H47ZM28 239V240H29ZM45 239V238H44ZM59 241H58V240ZM63 240V242H62V240ZM35 239H33L32 241H34ZM38 240H36V242H38ZM30 242H31V240H29ZM55 241V242H54ZM60 241L63 243V245H62V243H60ZM28 242V241H27ZM35 242V241H34ZM39 242H40V240H39ZM42 242V241H41ZM40 242V243H41ZM44 242V241H43ZM44 242V243H45ZM38 244V245H41V247H44L43 246V244ZM54 243V244H53ZM56 243V244H55ZM58 243V244H57ZM60 243V244H59ZM25 244V243H24ZM34 245L35 243H30V244H28L29 246L30 245ZM31 245V246H32ZM36 246H37V244H35ZM57 245V248H55V246ZM59 245V246H58ZM62 245V246H61ZM28 246V247H29ZM33 247V246H32ZM32 247L30 248V250H28V252H30V251H32ZM35 247V246H34ZM33 247V248H34ZM28 248V249H29ZM25 250V249H24ZM27 252V253H28ZM24 254H25V252H24ZM23 254V255H24ZM241 254H242V256H241ZM30 255H26L27 256V258H28V256H29V258H30ZM25 256V255H24ZM50 256V257H49ZM131 256H133V257H131ZM233 256V257H232ZM70 257H72V258H70ZM77 257V256H76ZM78 257H80V256H78ZM126 257H131V261H129V259L128 258H126ZM135 257L137 258V259H135ZM139 257H141V258H139ZM32 258V257H31ZM50 258V259H49ZM51 258H53V259H51ZM64 258V259H63ZM86 258V259H87ZM123 258H124V262H122L123 261ZM127 260H126V259ZM134 260H133V259ZM139 258V259H138ZM143 258V259H142ZM145 258V259H144ZM69 259H72V260H70V262L68 261ZM84 260H85V258H83ZM97 261H96V260ZM141 259H142V261H141ZM51 262H50V261ZM61 260V261H60ZM80 260V259H79ZM133 260V261H132ZM144 260V261H143ZM223 260V259H222ZM45 261H46V263H45ZM47 261H49V262H47ZM82 261V260H81ZM224 261V260H223ZM30 262V261H29ZM58 262V263H57ZM88 262H89V260H88ZM97 262V263H96ZM122 262V263H121ZM128 262H125L126 264L128 263ZM235 262V261H234ZM233 262V264H238L237 262H235L234 263ZM31 263V264H32ZM78 263H79V261H78ZM83 264H88L87 263V261L85 260V261H83L82 262ZM128 263V264H129ZM131 263V264H132ZM52 264V263H51Z\"/></svg>","mask_w":264,"mask_h":264},{"label":"rangeland","instance_id":"rangeland-1","mask_svg":"<svg viewBox=\"0 0 264 264\" xmlns=\"http://www.w3.org/2000/svg\"><path fill=\"white\" fill-rule=\"evenodd\" d=\"M114 1H116V3H115V4H113V3L110 4V5H111V6H110L111 9L109 8L110 10L113 11L114 8H115L116 10H117V8H118L117 11H120V10H121V12L127 13V14L129 15V14L131 13V11H132L133 4L135 5V4H137V3H144V5H145V6H144V9H145V8L147 9L146 4H148V3H152V4H153V3L159 2V1H161V0H153V1H152V0H139V1H138V0H133V1H132V0H114ZM117 1H119V2H117ZM128 1H129V2H128ZM143 1H144V2H143ZM162 1H163V0H162ZM166 1H167V2H174L175 0H166ZM177 1H179V0H176L175 2H177ZM180 1H182V0H180ZM183 1H184V0H183ZM185 1H191V0H185ZM192 1H193V0H192ZM194 1H195V0H194ZM196 1H197V0H196ZM209 1H211V0H207V3H209ZM229 1H230V0H229ZM236 1H237V0H236ZM236 1L234 0V2H236ZM238 1H239V0H238ZM244 1H245V0H244ZM246 1H247V0H246ZM248 1H249V0H248ZM248 1H247V2H248ZM250 1H251V0H250ZM252 1H253V0H252ZM254 1H255V0H254ZM254 1H253V2H254ZM256 1L260 2L259 0H256ZM262 1H264V0H262ZM121 2H122V3H121ZM124 2H125V3H124ZM126 2H127V4H126ZM132 2H134V3H132ZM200 2H201V1H200ZM232 2H233V1H232ZM239 2H240V1H239ZM123 3H124V4H123ZM129 3H130V4H129ZM248 3H249V2H248ZM117 4H118V5H117ZM130 6H131V7H130ZM129 7H130V9H129ZM123 8H124V9H123ZM119 9H120V10H119ZM128 10H129V11H128ZM130 10H131V11H130ZM258 10H259V9H258ZM260 10H261V8H260ZM261 11H262V10H261ZM209 12H212V13L210 14ZM209 12H208V13H209V14L211 15V17H212L213 10H212V11L209 10ZM258 12H259V11H258ZM262 12H263V11H262ZM208 13L206 12L204 15L207 14V17H208L207 19L209 20V23H210V21H211L210 18H211V17H209L210 15H208ZM254 15H255V13L253 14V17H255ZM260 15H262L261 12L258 13V16H259V17H260ZM258 16H256V17H258ZM263 16H264V13H263ZM261 17H262V16H261ZM213 18H214V17H212V19H213ZM207 19H206V17H204V18L202 19V21H201V24H202V25H205L206 22L204 23V21H207ZM89 20H90V18L88 19V22H89ZM213 20H214V19H213ZM203 23H204V24H203ZM212 23H213V21H212ZM87 24H88V23H87ZM89 25H91V24H89ZM89 25H88V26L86 25V26L89 27ZM152 25H153V26H152ZM209 25H210V24H208V29H210V28H209ZM144 26H145V27H144ZM144 26H141V27H142V30H144V31L149 30V29H151V30H152V29H156V27H157V26H155V24H152V23H151V25H149L148 27H147L146 25H144ZM198 26H199V27H198ZM200 26H201L200 24H199V25L196 24V26H195L196 29H194V28H193V30L190 29L191 31H189V30H184V32H186L185 34H183L184 36L182 35V32H179L180 35L176 34V36H175V35L173 36V35H169V34H167V35H169V37L171 36V37H175V38L172 39V41L169 42V44H170L171 46H169L168 42H167V44L164 45L163 52H164V51H165V52H164V54H163V53L161 54V56H160V57H161L160 61H157V62H156V61L149 62V66L146 65V64H148V63H145V64H144V62L142 63V62H139V61H138V63H137V60H136V61H133L134 64L132 63V61L130 62L131 64L129 63V61L123 62L122 64H121V63L118 64V65H123V64L125 63V65L122 66V68H123L122 71H125V72L122 73V74H124V75H122V74H121V75H122L123 77L125 76L127 80L130 78L129 76H132V75L130 74V72L132 71V74H133L134 69H136V68L139 67V70L136 69V70H135L136 72H134V73H135L134 76H137V77H134V76H133L134 78L131 77V79L133 78V80L130 79V80H128V82H127V80H124L123 77L120 75V72H122V71H121L122 68L117 67L116 64H115V66L112 65L114 62H113L112 64H111V62H110V66L112 65L113 70H111L112 67L110 68V67H108V66H104V65H102V66H103V68L106 67V69H107V67L110 68V71L112 72V75H113L115 72H117L115 68H116V67L119 68L120 72H119V73L117 72V73H118V77H119V76L122 77V78L120 77L121 80L116 76V73H115V75H114L116 78L113 79L114 76L112 77L111 74L108 75L110 71L106 73V70H105V68H104V71H105V72H104V71L102 70V69H103L102 66H101L100 64H97V66L100 67V69L103 71V74H105V75H104V76H105V79H106V74H107L109 77H111L110 79L107 78L108 80H106V81H107L108 83L112 82V79H113L112 84L110 83V84L108 85V86H110V85L112 86L111 89H110L111 86L109 87V90H111V92L108 91V89H107L108 87L105 88V89H107V91H108V92H107V93H108V96L111 95L112 93H113V96H114V93L116 92V93H115V94H116L115 97H117V95H119L120 93H121V94L123 93V96H124V97L121 96L122 99L125 98V99L128 100L127 94L130 95V96H129L130 99H131V97H133V99H131V100L133 101V103H134L136 106H137V104H138V107L140 108V109H139V108L135 107L134 105H131V107H132V106L135 107V108L132 107V109H134V110H133V113H134V111H136L135 114L137 113V114H136L137 117H136L135 114H134V118H139V116H141V115H142V117L144 116L143 119H141V120H143V121H141L140 119H136V120H138V121L140 120L139 125H138V123H137V125L140 127L141 122H143V123L141 124V126H142V125L144 124V121L148 119L147 123H146V121H145V124H146L147 126L149 125V126L151 127V129H150V127H146V128H145V126H142V127L145 128V133H146L147 135H145L144 132H143V133H144L143 135L140 134V136H143L142 138L138 135L143 141H145V142H143V141L140 142L141 139H139V138L137 137V135L135 136V133H134V132L137 131L138 133H136V134H139V133L142 132V131L140 130V129H142V128H141V127H140V128L138 127L139 129L137 130V126H136V124L134 123L135 125H133V127H134V126H135V127H134L133 129H135V131L131 130V129H132L131 126H130L131 129H129V130L131 131V133H132V132L134 133V137H133V135H132V138H133V139L136 138V140H135V139L133 140V139L129 138V139H131V142H129L130 140L127 139L128 137H126V136L123 137V132L125 131L124 128L126 127V129L128 130L127 127H129V125H128V126H123L124 128L122 127V129H121V127H120L118 124L121 125L122 120H121V118L119 119V118L115 117V116H117L118 114L121 115L122 112H121L120 110H123L124 108L122 109V108L120 107V109H118V114H113V113H115L116 109L118 108L117 106H119V105L116 106L117 108L115 107V110H114V111H110V112H109V113L112 112L111 114H109V113L107 112V110H106V111L104 110L105 112H107L106 114H109V116L107 115V116H108V117H107L106 114H105V117H104V115H103L102 117L105 118V119H108V118H109V119H110V121L108 122L109 124H110V122L113 121V118H112V117H115V118L119 119V121H120V122L117 124L116 121L118 122V120H116V119L114 120V121H115V125L119 126V128H116V130H117V132L115 131L116 133L113 132V131H114L113 128H112V127L114 126V124H113L112 126H110V129L112 128L111 131H110V129H109L110 132L107 131V134H105V135H107V136H108V134H109V136H110L109 139H113V140L116 139L117 134L120 135V136H118V137H120V139H121V138H122V139L119 140V143H122V146H121L120 148L118 147V150H120V151L122 150V151H123L124 149H123L122 147H123L124 144H125L124 146H126L127 144L130 145L129 147L126 146V148H131L132 150H133V148H134V150H135V146H136L137 144H141V143H142L143 146L141 147V145H140V148H141L140 153H143V152L145 151L143 154H145V156H146V149H147V153H148V155H149L150 157H151V155H154V154H155L152 158H153V159L155 158L154 160H157V158H158V160L155 161V162H152V161H151L152 158L149 159V160H148V159H145V158L142 159V158H141L142 155H141L140 153H137V152H136V150L138 151V149L135 150V152H136L137 154H136V153L134 154V151H133V153H131L132 151H129L130 153L128 152L129 154H133L134 156H136V157H132L131 155H128V154H127V151H128L129 149H128V150L125 149V150H126V155H128V156H127L128 158L126 157L127 160H126V158H125L126 161H124V159H123V161L125 162V164H126V162L128 161V159H129V161H128V163H127L126 165L130 164V166H131L133 163H135V164L137 163V165H132L133 168H134V167L136 168V166L141 165V162H142V165H143L145 162H148L147 164H148V166H149L150 168H151L152 165H153L152 167H154V168L151 169V171H152L153 169H156V168H157L156 170H159V168L161 167L160 165H162V167L165 165V164L163 165V162L166 161V160L164 159V157L167 156V155L170 156V154H168L167 149H172V150H170V152L175 150L176 152H175V151H174L175 153L172 152L171 155L174 154V156H175V154H176V155L178 154L177 157H176L177 159H178V157H180V156H179V154H180V155H182V156H181L182 159H185V158H186V162H188V157H189V161H190V162H191V161L193 162V161H195V160H197V162H198V160L200 159V158H198V157H200V156L203 155V156H202V161L204 160V162H205V159H206V161L209 160V158H206V157L204 156L205 153H203V151H205V150L207 149V150H206L207 152H208V151H209V152L211 151L210 153H213V154H209V153H208L207 156H209V155H210V156H213V155L216 156V153H217V155L219 154V155L217 156V159H215L216 157L213 156V157H214V158H213L214 161L218 160V157H219L220 155L223 157V159H225V157H226V155H227V158H228V159H227V158H226V159L229 160L228 162H230V161H231V162L234 161V162H232V163H234V165H232L231 163H229V164L232 165V167L234 166L233 169L237 170V172H238V170H239L238 168H240V170H242V171H243V170L245 171V168H244V160H243V159H245V158H243V157H247V156H248L247 159H249V157H250L249 155L252 154V152H251V153L249 152V151H250L249 146H252V147H253L252 144L255 142V139H253V137H254L253 135L257 134V136H258V138H259V139H257L258 141H259L260 139H262V140H260L261 142L264 141V140H263V139H264V136H262V135H264V125H263V124H264V123H263V122H264V116H263V115H264V114H263L264 111L261 110V106H262V105L264 106V104H262L261 106L259 105V104H261V103H264V84H263V83H264V73H261V72H263V70H264V32H261V33H260V32H259L260 30H258V32H257V30H253V29H251V30L254 31V32L256 31V33H257V34H256V33H252L251 30H247V31H246V30L243 29V28H241V29H235L236 31H234V32H232V31L230 30L233 34H231L230 31H229V33H230L231 35H233V36H234V34H236L235 37L237 38V40H236L235 37H234V39H231V40H230L231 42H230L229 39H230V38H233V37H230V34L227 33V31H226V33H224V32H225L224 29H222V30L224 31V32H223V31H222V32H223L225 35H222L223 33L221 34V32L218 33V34H219V35H218L215 31H210V30H209L210 32H208V30H207V28H206L207 32H204L205 35H202V36H203V37H202L200 34L203 33V30H204L205 28L202 30V29L200 28ZM211 26H212V25H211ZM201 27H202V26H201ZM203 27H204V26H203ZM206 27H207V25H206ZM213 28H214V27H212V29H213ZM88 29L91 31V29H93V28H91V29H90V28H87V31H89ZM197 29H199V31H198ZM212 29H211V30H212ZM219 30L221 31V29H219ZM219 30L217 29L216 31H219ZM242 30H243V31H242ZM244 30H245V32H247L246 34H244V33H245ZM187 31H188V32H187ZM193 31H194V32H193ZM204 31H205V30H204ZM238 31H240V32H238ZM248 31H249V32H248ZM262 31H264V30H262ZM190 32H192V33H190ZM197 32H199V33L201 32V33L199 34V33H197ZM212 32H213V33H212ZM235 32H236V33H235ZM189 33H190V34H189ZM204 33H203V34H204ZM237 33H238V34H237ZM259 33L261 34V37H262V38L260 37ZM186 34H187V35H186ZM193 34H194V35H193ZM206 34H207V35H206ZM208 34H209V35H208ZM216 34H217V35H216ZM243 34H244L245 36H244ZM167 35L164 36V37H168ZM197 35H198V36H197ZM248 35H249V37H248ZM181 36L184 37V38H182ZM186 36H187V37H186ZM189 36H190V37H189ZM193 36H194V37H193ZM204 36H205V37H204ZM208 36H209V37H208ZM223 36H224V37L226 36V37L224 38ZM243 36H244V37H243ZM177 37L179 38V40L177 39ZM198 37H200L202 40L199 39ZM211 37H212V38H211ZM217 37H218V38H217ZM228 37H230V38H228ZM250 37H251V38H250ZM181 38H182V39H181ZM186 38H187V40H189V41H188L189 43H187V40H185ZM188 38H189V39H188ZM193 38H194V39H193ZM197 38H198L199 40H198ZM203 38H206V39H204L205 41L203 40ZM207 38H208V39H207ZM209 38H210L211 40H210ZM213 38H214V39H213ZM239 38H241V40H240ZM242 38H243V39H242ZM151 39H153V37H152ZM212 39H213V40H212ZM244 39H245V40H244ZM250 39H251V40H250ZM259 39H260V40H259ZM176 40L179 41V42H176V44H173ZM184 40H185V41H184ZM196 40H198L197 43H198L200 40L203 42L202 45H201V43H202L201 41H200V42H201L200 44L198 43V46H199V45L202 46V47L199 46V47L201 48L202 51L199 49L198 46L194 45V44H196V42H195ZM214 40H215V41H214ZM221 40H222V41H221ZM226 40H228V43L226 42ZM154 41H155V40H154ZM154 41H152V42H154ZM242 41H244L245 44H246L245 41H247V44H246V45L249 44L248 41H251V42H250V44H249L248 46H246ZM260 41H261V43H260ZM180 42H181V43H180ZM182 42H184V43L182 44ZM190 42H192V43H190ZM206 42H207V43H206ZM212 42H214V43H212ZM216 42L218 43V45H215ZM222 42H224V43L222 44ZM234 42H236V43H234ZM237 42H238V44H237ZM240 42H241V43H240ZM186 43H187V44H186ZM208 43H209V44H208ZM251 43H252V44H251ZM253 43H254V44H253ZM259 43H260V44H259ZM185 44H186V46H185ZM204 44H205V45H204ZM226 44H227L228 46L231 45V46H230L231 49H230ZM234 44H237V45L235 46ZM167 45H168V46H167ZM177 45H178V47H177ZM182 45H184V46H182ZM203 45H204V46H203ZM241 45H242V47H241ZM244 45H245V46H244ZM250 45H251L252 47H250ZM260 45H261V46H260ZM189 46H190V47H189ZM191 46H192V47H191ZM195 46H196L197 49H198L197 51H200L201 54H199V53L197 54V52H196V47H195ZM208 46H209V47H208ZM243 46H244V47H243ZM259 46H260V47H259ZM168 47H171V48H168ZM182 47H184V48H182ZM207 47H208V48H207ZM236 47H237V49H235ZM239 47H241L242 49H245V48H246V49H245V50H242V49L239 48ZM249 47H250V49H249ZM173 48H174L175 50H173ZM180 48H182L184 51H183L182 49H181V51H180V50H179ZM194 48H195V49H194ZM204 48H206V50H204ZM228 48H229V49H228ZM261 48H262V49H261ZM177 49H178V50H177ZM193 49H194V50H193ZM225 49H226V50H225ZM234 49L236 50L235 52L233 51ZM239 49H241V50H239ZM247 49H248V50H247ZM152 50H153V51L149 50V53H151L152 55H154V53H155V49H152ZM203 50H204V51H203ZM229 50H231L232 52H228ZM251 50H252V51H251ZM170 51L172 52V54L170 53ZM173 51L176 52L175 55H173V54H174ZM185 51H186V52H185ZM193 51H195V53H194ZM237 51H238V52H237ZM239 51H240L241 53H240ZM242 51H243V52H242ZM246 51H247V52H246ZM261 51L263 52V54H262ZM96 52L99 53V52H102V51H101V50H98V51H96ZM177 52H178V53H177ZM180 52H181V53H180ZM183 52H184V53H183ZM188 52L193 53V55L195 54L194 57H193V55L189 53L190 56L192 55V57H190V58H192V59L194 58V60H192V59H190V58L188 59L189 61L187 60V58L184 59V57L187 56ZM236 52H237V53H236ZM98 53H97V54H98ZM145 53H146V52H145ZM168 53H169L170 56L168 55ZM226 53H227V54H226ZM229 53H230V54H229ZM232 53H233L234 55H233ZM255 53H256V54H255ZM101 54H103V52L99 54L100 57H102ZM185 54H186V55H185ZM254 54H255V55H254ZM99 55H97V56L99 57ZM224 55H225V56H224ZM238 55L240 56L239 58H238ZM262 55H263V56H262ZM172 56H173L174 58H173ZM188 56H189V55H188ZM252 56L255 57L254 60H252V59H253ZM259 56H260V57H259ZM195 57H197L198 59L196 60ZM224 57H225V58H224ZM226 57H227V58H226ZM230 57H231V58H230ZM251 57H252V58H251ZM153 58H154V57H153ZM182 58H183V60H182ZM199 58H200L202 61H199ZM220 58H222V61H221ZM228 58H230V59H228ZM232 58H233V59H232ZM236 58H237V59H236ZM100 59H101V58H100ZM103 59H104V57H102V60H103ZM170 59H171V60H170ZM207 59H209L210 62H209V60H207ZM217 59H218V60H217ZM219 59H220V60H219ZM234 59H236V60H234ZM102 60H101V61H102ZM167 60H168V62H170V63H168ZM190 60H191V61H190ZM206 60H207V61H206ZM247 60H248V61H247ZM250 60H251V61H250ZM259 60H260V61H259ZM261 60H263V63H262ZM172 61H173V62H172ZM193 61H194V62H193ZM245 61H246V62H245ZM249 61H250V63H249ZM145 62H147V61H145ZM200 62H201V63H200ZM236 62H237V63H236ZM244 62L246 63V65L244 64ZM90 63H91V62H90ZM90 63H89V65H90L91 67L87 64V71L85 70V71H86V75L88 76V77H86V78H88V79H87V80L85 79V81H89V82H90L91 80H90L89 78L92 76L91 79H93L92 82H93L94 84H96V82L98 81L97 84H96L97 87H98V83H99V85L101 84L102 86H106L107 83H106V85L103 84L104 82H106L105 79L103 78V77H104L103 74L101 73L102 75H100V73H98V70H97V69H99V68H96V67H95L96 63H94V62H92V64H90ZM93 63H94V64H93ZM103 63H104V62H103ZM103 63H102V64H103ZM141 63H142V64H141ZM185 63H186V64H185ZM190 63H191V64H190ZM193 63H194V64H193ZM233 63H234V64H233ZM239 63H240V64H239ZM241 63H243V65H242ZM257 63H258V64L260 63V64L258 65ZM105 64H106V63H105ZM107 64H109V63H107ZM107 64H106V65H107ZM129 64H130V65H129ZM137 64H138V65H137ZM155 64H156V65H155ZM216 64H217V65H216ZM220 64H221V65H220ZM253 64H254V65H253ZM49 65H50V70H52V71L48 70V72H47L45 69H48V68H49ZM92 65H93L94 67H93ZM134 65L136 66L134 69H132V70L129 69V67L132 68V66H134ZM168 65H169V67H168ZM256 65L258 66V68H259L260 70L256 67ZM47 66H48V68H47V67H46V68L43 67V68H41V70H43V69L45 68V69L43 70V71H45V72L42 71V72L45 74V75H44L45 77L43 76V74H42V76H43L44 79L47 77L46 79L48 80V74L51 73V72L54 74V73H55L54 70H56V68L58 69V66H57V65H54V68H51V64H48ZM55 66H57V67H55ZM147 66L149 67V69H151V73H149L148 76H147L148 73L146 74V72H145V74H141V73H140V75H137V74H139V73H138L139 71H141V70H142V71L145 70ZM151 66H152V67H151ZM234 66H236V67H234ZM247 66H249V67L247 68ZM260 66L263 68V70H261ZM52 67H53V65H52ZM92 67H93V68H92ZM114 67H115V68H114ZM148 67H147L146 71L149 70ZM232 67H233V68H232ZM237 67H238V68H237ZM159 68H160V69H159ZM221 68H222V69H221ZM228 68H229L230 70H229ZM239 68H241V69H239ZM253 68H254L255 70H254ZM53 69H54V70H53ZM94 69H95V71L97 70V72L94 71V72H95V73H94V72L92 71V70H94ZM127 69H128L129 71H130V70H131V71L129 72ZM237 69H239V70H237ZM250 69H251V70H250ZM252 69H253V70H252ZM35 70H36V69H35ZM37 70H38V69H37ZM101 70H100V71H101ZM107 70H108V69H107ZM117 70H118V69H117ZM119 70H118V71H119ZM162 70H163L164 72H163ZM33 71H34V70H33ZM33 71H32V73H33V74H32L33 77H34V75H35L37 72H38V75H41V73H42V72H40V74H39V71H40V70H38V71H35L36 73L34 74ZM49 71H50V72H49ZM53 71H54V72H53ZM89 71H90V72H89ZM91 71H92V73H94V74H92ZM102 71H101V72H102ZM113 71H114V73H113ZM142 71H141V72H142ZM225 71H227V72H225ZM228 71H229V72H228ZM231 71H232V72H231ZM234 71H235V73H236V72H237V73H236V74H235V73L233 74ZM238 71H239V72H238ZM250 71H251V72H250ZM255 71H256L257 73H256ZM87 72H88V73H87ZM128 72H129V73H128ZM148 72H149V71H148ZM247 72H248V74H247ZM254 72H255V73H254ZM126 73H127V75L129 74L128 78H127ZM142 73H144V71H143ZM159 73H160V74H159ZM186 73H187V74H186ZM231 73H232V74H231ZM88 74H90V75H88ZM95 74H97V75L99 74L100 77H99V76H96ZM151 74H152V76H151ZM153 74H154V75H153ZM170 74H171V75H170ZM180 74H181L183 77H182V76L180 77ZM184 74H185L186 76H185ZM225 74H226V76H225ZM241 74H242V75H241ZM255 74H256L257 76H256ZM261 74H262V75H261ZM38 75H37V79H38V77H39ZM76 75H78V73H77ZM79 75H80V74H79ZM79 75H78V77H79ZM94 75H95V76H94ZM169 75H170L171 77H170ZM223 75H224V76H223ZM229 75H230V76H229ZM233 75H234L236 78L233 77ZM258 75H259V76H258ZM101 76H102V79H104L103 81H102V79H101ZM108 76H107V77H108ZM142 76H143V77H142ZM156 76H157V77H156ZM160 76H161V77H160ZM228 76H229V77H228ZM248 76H250V77L248 78ZM35 77H36V75H35ZM93 77H94V78H93ZM139 77H140V78H139ZM245 77H246V78H245ZM40 78H41V77H40ZM74 78H75V77H74ZM96 78H97V80H96ZM99 78H100V79H99ZM136 78H138V79H136ZM148 78H151V79H148ZM156 78H158V79H156ZM163 78H164V79H163ZM170 78H171V79H170ZM182 78H184V79H182ZM220 78H221V79H220ZM226 78H227V79H226ZM232 78H234V79H232ZM256 78H257V79H256ZM261 78H262V79H261ZM41 79H42V78H41ZM41 79H40V81H38V82L43 83L44 81H41ZM44 79H43V80H44ZM75 79H76V78H75ZM79 79H80V78H79ZM79 79H77V80H79ZM94 79H95V80H94ZM116 79H119V82H120V83H121V82L123 83V82L125 81L124 85H126V86H124L123 84H121V87H119V86H120V85H119V82H118V80H116ZM122 79H123V80H122ZM135 79H136V80H139V82H138V81H134ZM146 79H147V81H146ZM154 79H155V80H154ZM225 79H226V80H225ZM229 79H231L233 83L228 82V84L226 85V82H227ZM246 79H247V80H246ZM35 80H36V79H35ZM77 80H75V81H77ZM99 80H100V81H99ZM114 80H116V81L114 82ZM148 80H150L151 82L148 81ZM163 80H164V81H163ZM231 80H229V81H231ZM245 80H246V81H245ZM32 81H33V80H32ZM75 81H74V82H75ZM79 81H80V80H79ZM109 81H110V82H109ZM130 81H132V83H131ZM141 81H142V82H141ZM143 81H145V82H143ZM201 81H202V82H201ZM203 81H204V82H203ZM225 81H226V82H225ZM239 81H241V83H240ZM74 82H72V83H74ZM89 82H85L84 85H85V86L88 85L89 87L92 86V85L94 86V84H93L92 82H90V85H89V84H88ZM133 82H134V83H133ZM199 82H200V83H199ZM236 82H237V83L239 82V83L237 84ZM243 82H244V83H243ZM27 83H30V81L27 80V81H26V84H27ZM31 83H33V82H31ZM31 83H30V84H31ZM72 83L69 84L70 87L73 85ZM76 83H79V82H76ZM76 83H75V85H76ZM86 83H87V84H86ZM113 83H114V84H113ZM115 83H117V85H116ZM126 83H127V84H126ZM135 83H136V84H135ZM141 83L143 84V86L141 85ZM145 83H146V84H145ZM198 83H199V84H198ZM204 83H205V84H204ZM206 83H207V84H206ZM247 83H248V84H247ZM253 83H254V84H253ZM71 84H72V85H71ZM81 84H82V83H81ZM91 84H92V85H91ZM130 84H131V85H130ZM197 84H198L199 86L201 85L200 88H197ZM229 84H230L231 86H230ZM233 84H234V85H233ZM242 84H246V85H242ZM44 85H46V84L44 83ZM96 85H95V86H96ZM101 85H100V86H101ZM114 85H116L115 88H114ZM118 85H119V86H118ZM132 85H135V86H133V87H135V88L137 89V90H136V89L132 88L133 90H135L134 93H135V94H141L142 96H141V95H140V97H139V95L136 96V95L133 93V91L129 89V88H131ZM148 85H149V86H148ZM232 85H233V86H232ZM236 85H237V86H236ZM250 85H251V86H250ZM260 85H261V86H260ZM100 86H99L98 88H99V92L101 93L103 88H100ZM102 86H101V87H102ZM123 86H124V87H123ZM127 86H128V87H127ZM139 86H141V87H139ZM199 86H198V87H199ZM207 86H208V88H207ZM224 86H225V87H224ZM242 86H244L242 89L239 88V87H242ZM68 87H69V86H68ZM89 87H87V88H88V89H91V88H89ZM117 87H119L120 89L117 88ZM125 87H126V89H124ZM143 87H144V88H143ZM152 87H153V88H152ZM201 87H202V88H201ZM203 87H204V88H203ZM222 87H223V89H222ZM227 87H229V88L231 87V88L229 89V88H227ZM236 87L239 88V89H237ZM251 87H252V88H251ZM73 88L76 89V86H73ZM73 88H71V89H73ZM85 88H86V87H85ZM87 88H86V89H87ZM155 88H156V89H155ZM68 89H69V88H67L66 90H68ZM94 89H95V88H94ZM114 89H115V90H114ZM121 89H122L123 92H122V91L119 92ZM123 89H124V90H123ZM139 89H140V90H139ZM143 89H144V90H143ZM213 89H214V90H217L218 92L221 93L220 95H222V96H220V99H218V96H219L218 92H217V91H213ZM220 89H221V90H220ZM240 89H241V91H240ZM243 89H244V90H243ZM248 89H250V90H252V91H250V90H248ZM254 89H256V90H254ZM259 89L261 90V92H259V91H260ZM95 90H98V89H95ZM95 90L92 89L91 91L95 92ZM116 90L118 91L119 94H117V91H116ZM125 90H126V93L124 92ZM168 90H169V91H168ZM204 90H205V91H204ZM225 90H226V91H225ZM229 90H230V91H229ZM14 91H15V90H14ZM73 91H74V90H73ZM114 91H115V92H114ZM129 91H130L131 94L129 93ZM131 91H132V92H131ZM171 91H172V95H170V92H171ZM201 91H202V92H201ZM242 91H243V92L245 91V93H242ZM248 91H249V92H248ZM16 92H17V91H16ZM18 92H19V91H18ZM87 92H88V91H87ZM99 92H97V93L99 94ZM127 92H128V93H127ZM136 92H138V93H136ZM143 92H144V95H143ZM145 92H146V93H145ZM151 92H152V93H151ZM166 92H168L169 95H168V93H166ZM196 92H197V94H196ZM212 92H213V94H212ZM250 92H251L252 94H251ZM253 92H255L256 94L253 93ZM64 93H65V92H64ZM91 93H92V92H91ZM102 93H104V92H102ZM107 93H106V94H107ZM109 93H111V94H109ZM132 93H133V94H132ZM164 93H165V94H164ZM173 93H174V94H173ZM203 93H204V94H203ZM14 94H15V92H14ZM85 94L89 96V93H85ZM92 94L97 95L96 93H92ZM121 94H120V95H121ZM125 94H126V95H125ZM149 94H150V95H149ZM166 94H167L168 96H167ZM193 94H194V96H193ZM195 94H196V95H195ZM198 94H200V95L203 94V96H201V97H200V95L197 96ZM217 94H218V96H217ZM241 94H242V95H241ZM246 94H247V95H246ZM248 94H249V95H248ZM253 94H254V95H253ZM261 94H262V95H261ZM62 95H64V94H62ZM62 95H58V96H57V99H58V97H61L60 99H62ZM94 95H92V96L95 97V100H93V97H92V96H91L92 98L89 96V98L92 99V100L89 99L90 102L84 100V101L88 102V105L86 106V110H88L87 112H89V113H88L87 115H89V114L91 115L90 118H89V116H88V117H85V118H88L89 122H88V120L86 121V119H85L84 122H85V124H88V126H89V123H90V126H89L90 128H88L87 130H85V129H86V125L84 124V125H85V126L83 125V126L85 127L84 130H85L86 132H87V131L89 132V130L91 131V129H93V130L95 129V130H96L97 128L100 127V129L97 130V134H98L99 132H104V133H105V131H102V130L104 129V128H102V127H103V126H102L103 123H100V122H99L100 119H101V122H102V120H104V119H102V118H100V117H101L102 114H104V113H102V112H104V111H103V107L105 106L104 103H106V104H111V102H113L114 100H110V99H109L110 96L108 97V96L106 95V97H105V94H104V95L102 94V96H103L104 98H106V99L103 98L105 101H104V103H103L104 105H102L101 102H102L103 100L100 101V100L98 99V98L102 99V98L100 97L101 95H100L99 97H98V95H97V96H94ZM120 95H119V96H120ZM131 95H132V96H131ZM133 95H134V96H133ZM165 95H166L167 97H166ZM173 95H174V96H173ZM16 96H17V95H16ZM18 96H20V94H19ZM135 96H136L137 98H136ZM144 96H145L146 98H145ZM161 96H162V97H161ZM170 96H171V97H170ZM192 96H193L194 98L197 96L198 99H197V98L193 99ZM214 96H215V99L213 98ZM233 96H234V97H233ZM255 96H258V97H255ZM259 96H261V97H259ZM262 96H263V97H262ZM14 97H15V96H14ZM63 97H64V99L61 100V102L65 101V96H63ZM96 97H98V98H96ZM143 97H144V98H143ZM154 97H155V99H154ZM164 97H165V98H164ZM174 97H175V98H174ZM189 97H190V99H192V100H190ZM199 97H200V98H199ZM240 97H241V98H240ZM245 97H247L246 100H244ZM16 98H17V97H16ZM53 98H54V99H53ZM55 98H56V97H51V99H53V100H51L50 97H49V99H47V98H46V99H43V100H44V103L42 102L43 100H42L41 102H42L43 104L46 105V103H48V102H47V100H48L49 103L45 106V107H47V106H49L50 104H53ZM84 98H85V99H88V97H86V96H85ZM113 98H114V97H112V95H111V99H113ZM140 98H143V99H141V100L139 101ZM186 98H188V99H186ZM204 98H205V99H204ZM212 98H213V99H212ZM253 98L255 99V101H258V103L256 102V104H257L258 106H260V107H259V108H260V111H259V109L255 111L256 106H255V108H252V105H254V104H252V103H254ZM256 98H258V99L256 100ZM19 99H20V101H19ZM25 99H26V98H25ZM25 99L23 100V97H22V99H21V98H18V99H17V101H19V103L16 101V102L18 103V104H17V109H20L19 107H22V103L25 102ZM60 99H58L57 101H60ZM97 99L99 100V103H100L99 105H101L102 112H101L100 110H98V108H96L97 110H91L92 108L95 109V107H96V106H95V107L93 106V104H92L93 101L95 102L94 104L97 103V106H98V101H97ZM108 99H109V101H110L109 103H107ZM115 99H116V98H115ZM134 99H136V100H134ZM146 99L148 100V103H147V100H146ZM163 99H164L165 101H164ZM184 99H185V100H184ZM203 99H204V100H203ZM217 99L219 100L218 102H217ZM260 99H261V100H260ZM21 100L23 101L22 103H21ZM127 100H126V102H127ZM131 100L128 101V102H130V104H132ZM145 100H146V101H145ZM193 100H194V101H193ZM197 100H198V101H197ZM202 100H203V102H202ZM212 100H213V101L215 100V101H214L215 103H213ZM26 101H27V100H26ZM123 101H124V100H123ZM175 101H176V102H175ZM195 101H196V102H195ZM205 101H207L206 104H205ZM208 101H209V103H208ZM244 101H245V103H244ZM28 102L30 103L29 100L27 101V103H28ZM39 102H40V101H38V104H39ZM41 102H40V105H38V104L35 105V103H34V104H32V103L29 104V103H28V104H29V106H32V105H33V106H35V107H37V108H41V107H42L41 109L44 110L45 107H43L44 105L41 104ZM51 102H52V103H51ZM115 102H116L117 104L119 103L118 100H117V101L115 100ZM115 102H113V103L115 104ZM128 102H127V103H128ZM137 102H138V103H137ZM143 102H144V103H143ZM145 102L147 103L146 105H145ZM177 102H178V103H177ZM260 102H261V103H260ZM27 103L25 102L24 104H27ZM58 103H60V102H58ZM89 103H91L90 106H89ZM122 103H123V102H122ZM124 103H125V101H124ZM127 103H125V104H127ZM139 103H140V106H139ZM142 103H143V105H142ZM149 103H150V104H149ZM202 103H203V104H202ZM211 103H212V104H211ZM242 103H243V104H242ZM19 104H20V106H18ZM28 104H27V108H26V109H27V113H29V110L33 107V106H32L31 108H29ZM31 104H32V105H31ZM55 104H56V103L54 102V105H55ZM119 104H120V103H119ZM128 104H129V103H128ZM130 104H129V105H130ZM233 104H234V105H233ZM256 104H255V105H256ZM41 105H42V106H41ZM54 105H52V106L50 105V107H49L50 109H47V112H46V110H45V113H44V111L41 110V109H40V110L43 111V113H42V112L40 113V110L38 109V112H37V113L39 114V115H37V116H39V117H37L38 120L34 118L36 115H35V116L32 115V114H34V112H30V113H32V114L29 113V115H32V118H31L28 114H26V110L24 109L25 106H23V109H22V110L25 111V113L22 112V114H26V115H28L29 117H27V119H26V117H25L26 115H24V116L21 115L22 118H21V116H20V118L22 119V121H21V122H22V123H21L22 125H21V124H20V125H21V126H25V125H26V126H29V125L31 124L30 122H31V121L34 122V119H35V122H36V120H37V121H38V125L40 124L39 126H41V125L43 126V124H44L43 122H46V123L44 124L45 126H46L47 123H48L47 125H51V126H53V125L51 124L52 122L49 123L50 120L46 119L45 117H42V116H43L42 114H44V116H45L46 114H49V115H50V114H51V111H52V113L54 112L53 114H58V111H57V112H56V110L53 111L52 108H51V107H53ZM122 105H123V104H122ZM129 105H128V106H129ZM152 105H155V106H152ZM187 105L189 106L188 108H186ZM192 105H193V106H192ZM194 105H196V106H194ZM200 105H201V106H200ZM242 105L245 106L244 109H243ZM38 106H41V107H38ZM88 106H89V107H88ZM92 106H93V107H92ZM107 106H108V105H107ZM109 106H110V105H109ZM109 106H108V107H109ZM120 106H121V104H120ZM128 106H127V107H128ZM142 106H143V107H142ZM159 106H160V107H159ZM191 106H192V107H191ZM198 106H199V107H198ZM203 106H206V108L203 107ZM207 106H208V108H207ZM209 106H210V107H209ZM220 106H221V107H220ZM240 106H241L242 110L240 109V110L238 111V108H239ZM35 107H33V108H35ZM113 107H114V105H113ZM113 107H109V108L104 107V108H106V109H110V108H111V110H113V109H114ZM123 107H125V106L123 105ZM127 107H126V108H127ZM144 107H145V110H144ZM154 107H155V108H154ZM156 107H157V108H156ZM190 107H191V109H190ZM194 107H195V108H194ZM218 107H219V108H218ZM28 108H29V109H28ZM99 108H100V106H99ZM147 108H148V109L151 108V109H150L151 111L149 112L150 114H148V111H147L148 109H147ZM159 108H161V109H159ZM199 108H201V109H199ZM210 108H211V109H210ZM212 108H213V109H217L218 111H217V110H213ZM257 108H258V107H257ZM89 109H90V110H89ZM129 109H131L130 106H129ZM129 109H128V111H129ZM132 109H131V111H132ZM136 109L139 110V111H137ZM142 109H143V110H142ZM163 109H164V110H163ZM165 109H166V110H165ZM182 109H183V110H182ZM198 109H199V110H198ZM202 109H204V111H202ZM220 109H221V110H220ZM250 109H251L252 111H251ZM263 109H264V107H263ZM22 110H20V111H22ZM48 110H49V111L51 110L50 113H48ZM126 110H127V109H125V111H124V110H123V111L126 112ZM140 110H142V111H140ZM158 110H159V111H158ZM169 110H170V111H169ZM187 110H188V111H187ZM200 110H201V111H200ZM17 111H18V112H16V113H20V114H21V112H19V110H17ZM30 111H32V110H30ZM34 111H35V110H34ZM92 111H93V112H92ZM156 111H157V112H156ZM161 111H164L163 113H164L165 115L162 116V112H161ZM211 111H212V112H211ZM219 111H220V112H219ZM241 111H242L243 113H242ZM249 111H250L251 113H250ZM59 112H61V111L59 110ZM91 112H92V114H93L94 112H95V114H96V112H97V115L99 114L100 116H97V115H96V118H95V117H94L95 114L92 115ZM99 112L102 113V114H100ZM124 112H123V113H124ZM129 112H130V111H129ZM139 112H140L141 115L139 114ZM143 112H144V113H143ZM159 112H160V113H159ZM253 112H254V114H253ZM61 113H62V112H61ZM123 113H122V115H123ZM127 113H128V112H126V114H124L126 117H127V115H128ZM152 113H154V114H152ZM207 113H209V114H207ZM211 113H212V114H211ZM214 113H216V114H214ZM239 113H240V114H239ZM246 113H249V114H246ZM53 114H52V115H53ZM62 114H63V113H62ZM62 114H61V118H60V113L58 114L59 117H58L57 115H56V116L54 115V116L57 118V120H56V118H55L54 121H55V122L57 121V122L55 123V122L53 121V124H56V125H57L58 122H59L58 124L62 123V122L58 121L59 118H60L59 120H61L62 118L64 119V117H63L64 114H63V115H62ZM131 114H132V112H131ZM184 114H185V115H184ZM193 114H194V116H193ZM195 114H196V115H195ZM198 114H199V115H198ZM206 114H207V115H206ZM210 114H211V115H210ZM245 114H246V115H245ZM252 114H253V115H252ZM256 114H257V115H256ZM262 114H263V115H262ZM40 115H42V116H40ZM52 115H51V116H52ZM112 115H113V116H112ZM122 115H121V116H122ZM147 115H148V118L145 119V116L147 117ZM152 115H153V116H152ZM154 115H155V116H154ZM160 115H161L162 117H161ZM200 115H201V117H200ZM204 115H205V116H204ZM213 115H214V116H213ZM247 115H248L249 117H248ZM251 115H252V116H251ZM255 115H256V116H255ZM10 116H11V115H10ZM10 116L7 115L6 117H4V116H3V117H4V118H7V119H9V120H10V118H11V120H12V119L15 120V117H17V115H15V117H13V116L10 117ZM18 116H19V115H18ZM54 116H53V117H54ZM92 116L94 117L93 119H92ZM208 116H209V118H208ZM243 116H244V117H243ZM246 116H247V117H246ZM261 116H262L263 118H262ZM24 117H25V118H24ZM40 117H41V118H40ZM46 117H47V116H46ZM48 117H49V119H50V118L53 119V118L50 117V116H48ZM48 117H47V118H48ZM98 117H99V120H98ZM106 117H107V118H106ZM126 117H125V118H126ZM129 117H130V113H129ZM142 117H141V118H142ZM166 117H167V118H166ZM194 117H195V118H194ZM197 117H198V119H197ZM204 117H205V118H204ZM242 117H243V118H242ZM20 118H19V119H20ZM23 118H24V119H23ZM28 118H31V119L29 120ZM33 118H34V119H33ZM39 118H40V120H39ZM43 118L45 119L44 121L41 120V119H43ZM122 118H123V120L125 119L124 116H122ZM131 118H132V115H131ZM131 118H130V119H131ZM134 118H132V119H134ZM159 118H160V119H159ZM203 118H204V119H203ZM206 118H207V119H206ZM254 118H255V119H254ZM260 118H261V119H260ZM16 119H17V118H16ZM19 119H18V120H19ZM25 119L30 123L29 125H27L28 123L26 122ZM32 119H33V120H32ZM91 119H92V120H95V119H96V120L99 122V124H98V122L95 120V122H97V123L95 124V122H93V123L95 124V125H94V124L92 123V121L90 122ZM109 119H108V120H109ZM127 119H128V117H127ZM127 119H125L126 122L129 120V119H128V120H127ZM132 119H131V120H132ZM156 119H157V120H156ZM247 119H248V120H247ZM252 119L254 120V122H253V121L250 122V120H252ZM18 120L16 121V123L18 122ZM23 120H24V121H23ZM46 120H48V121H46ZM136 120H135V121L133 120V121H134V122H137ZM150 120H151V121H150ZM192 120H193V121H192ZM204 120H205V121H204ZM207 120H208V121H207ZM244 120H245L246 122H245ZM19 121H20V120H19ZM39 121H41V122L39 123ZM105 121H107V120H105ZM114 121H113V122H114ZM149 121H150V124H149ZM152 121H153V122H152ZM190 121H191L192 123H191ZM113 122H112V123H113ZM123 122H124V121H123ZM128 122L130 123L131 121H128ZM128 122H127V123H128ZM151 122H152V123H151ZM162 122H163V123H162ZM193 122H194V123L197 122V123H195L196 125H195ZM210 122H212V123H210ZM244 122H245V123H244ZM256 122H260V123H256ZM26 123H27V124H26ZM41 123H43V124H41ZM91 123H92V125H91ZM105 123L109 126V124H108L107 122H105ZM198 123H199V124H198ZM201 123H202V125H204V126H201ZM243 123H244V124H243ZM23 124H24V125H23ZM36 124H37V122L35 123V125L33 124V126H36ZM100 124H101V125H100ZM122 124H123V123H122ZM130 124L132 125L133 122H131ZM151 124H152V125H151ZM182 124L184 125V127H183ZM185 124H186V125H185ZM189 124L192 125V126H190ZM214 124H216V125H214ZM246 124H247V125H246ZM260 124H261V125H260ZM97 125H99V127H98ZM110 125H111V124H110ZM124 125H125V124H124ZM188 125H189V127H187ZM198 125H199V127H198ZM210 125H212V126H211L212 128H211L210 131H209V130H207V129H209ZM243 125H245V126H243ZM249 125H252V126L255 125V126H253V127L250 126V127H251V128H250ZM257 125H258V130H261L263 133L258 132V130H257ZM259 125H260V126H259ZM26 126H25L24 128H26V129H27V128H30V127H26ZM45 126H44V127H45ZM88 126H87V127H88ZM91 126H92V127H91ZM94 126H96V127L93 128ZM104 126H105V125H104ZM108 126H105V128H107ZM159 126H160V127H159ZM185 126H186V127H185ZM205 126H206V127H205ZM262 126H263V127H262ZM36 127H37V126H36ZM48 127H49V126H48ZM48 127L46 126V128H48ZM57 127H58V126L55 127V125L53 126V128L56 129V130L60 129V128H57ZM61 127H63V126H61ZM66 127H67V125H66ZM154 127H155V128H154ZM180 127H181V129H183V130H181ZM190 127H191V128H190ZM244 127H246V128H244ZM31 128H32V127H31ZM31 128H30V129H31ZM37 128H38V127H37ZM37 128H36V130H37ZM39 128H40V127H39ZM39 128H38V129H39ZM114 128H115V126H114ZM144 128H143L142 130H144ZM152 128H153V129L155 130V132L158 133V134H156ZM188 128H189V129H188ZM198 128H200V129H198ZM252 128H253V129H252ZM259 128H260V129H259ZM30 129H29V130H30ZM40 129H41V128H40ZM40 129H39V131H40ZM49 129H51V128H49ZM49 129H48V131H49ZM61 129H62V128H61ZM119 129H120V131H119ZM123 129H124V130H123ZM185 129H187L188 131H186ZM202 129H203V131L205 130L206 132H205V131H204V132L201 131ZM213 129H214V130H213ZM250 129H251V130H250ZM32 130H33V129H32ZM36 130H35V132H36ZM41 130H42V129H41ZM44 130H46V129L44 128ZM51 130H52V129H51ZM93 130H92L91 132H93ZM99 130H101V131H99ZM104 130H105V129H104ZM146 130H148V131L146 132ZM151 130H152L153 133H154V135H153V136H154L153 140L150 139V137L152 138V136H151V134H150V133H152ZM197 130H198V131L200 130V131L198 132ZM246 130H247L248 132H247ZM30 131H31V130H30ZM30 131H29V132H30ZM33 131H34V130H33ZM48 131H47V132H48ZM52 131L55 132V130H52ZM58 131H59V130H58ZM58 131H57V132H58ZM85 131H84V132H85ZM140 131H141V132H140ZM208 131H209V132H208ZM29 132L26 134V135H28V137L25 136V138L27 137V138L29 139L31 136L34 135V134H33L34 132H30V133H29ZM42 132H43V131H42ZM53 132L50 131L49 133H46V131H44V133H45L46 135H49V136H50V135H51L50 133H52V137H54V138L59 137V139L56 138V139L54 140V139L52 138V140H50V139H51V136H50V137H49L50 139H49V140L47 139V140L50 141V142H48V141H47V142H48V143H51V144L56 142L55 144H57V145H58V143H61V144H59V145H62V146L64 145L65 147H64V146H63V147H64L65 149L62 150L61 148H59V147H60L59 145H58V149H59V150L61 149V150L64 151L65 153H66V151H70V150H68V149H71L73 145L75 146L76 149H77V148H80V147L82 148L83 146H85V147H86V146L89 147L87 150H86L85 147H84V148H83V151H81V150H82L81 148H80V149H77V152L75 151L76 149L73 147V149H75L74 151H75L76 153H78L79 150H80L82 153L86 150V151L84 152L85 154H86V152H88V150H90V149H91V150L93 149L95 152L97 151V150H95V149H96L98 146L95 145L96 148L93 147V144L97 143V142H95V141H96V139H97V137H98L97 135H96V136H93V134H94V135L96 134L95 131H94L93 134H92L91 132L88 133V134H91V135H87L86 132H85L86 134L83 133L84 136H83V134H82V136H81L80 133L77 134V135L81 136V138H82V137L84 138V137L86 136V137L84 138V139H86V141L83 140L85 143H83V141H82V143H80V141L82 140V139L80 140V138H79V142H78L79 144L76 142L77 140L75 141V143H73V142H70L71 140L69 141V139H65V141H66V140L69 141V142L66 141L67 143H69L70 145H72V146H70L71 148H69V145H68V147L66 146V145H67L66 142H65V144H64V141H63L64 138H63V139L61 138L62 141H60V140H61L60 137L62 136V135H61L62 132H61L60 134H57L58 136H57L56 134L54 135ZM57 132H56V133H57ZM108 132H109V133H108ZM111 132H112V134L114 133V136H113V135H110ZM120 132H121V133H120ZM149 132H150V133H149ZM254 132H255V133H254ZM256 132H257V133H256ZM40 133H41V131H40ZM40 133L37 132V134H38L37 138L39 137L40 140L37 141V138H36V137H35L36 140H33V143L35 144V146H36V144H37L38 142L41 143V145H42V146H41V145L38 144L37 148L34 146V147L36 148V150L33 149V151L35 150V151H34L35 154H33V155H35L34 158H35L36 160H35L34 158H33L34 160H31V159H30V156H31V155H29V154H30L29 151H31V152L33 153L32 149H31V150H28V151L26 150V151H27L26 154H24L25 152L23 151L24 153L22 154V151H21V150L23 149L24 145H25V146H28V145H29V142H27L28 144H26V142H24L25 144H24L23 142H21V145H20V144H18V143H20V142H19L20 140H18V142H16L17 139L15 140L16 145L18 144L17 146H21V148H22L21 150H20V148H19V150L21 151V152H20V151H16V150H18V147H16V145L14 146V144H15V143H14V140H12L13 143H14L13 146H12V143H9V141L11 142V139H10V140L8 139V142L6 141L8 144H10V145H8V146H7V144H6V146H7V150L12 151V150H13L12 148H15V147H16V149L12 151L13 153H19V152H20V155H25V156L28 155V156H27L28 158H27V157H24V156H21V157H23V158H21V159L18 158L19 161H18V160H17V161H18L19 164H21V163L24 164V162L27 163V162H29V160H30V162L27 163V164H33V163L36 164V163H38V164H36V168H37L38 165H39L40 163H42V162H40V161H39V162L37 161V160H40V159L38 158V156H36V153H37L36 151H37V149H38V150H41V149L44 147L43 144L46 143V145H47L48 143L44 140V138L46 137L45 134H43V135L45 136L44 138H42L43 135L41 134V135H42V136H41L42 139H41L40 136H39ZM81 133H82V132H81ZM153 133H152V134H153ZM179 133L181 134L180 136H181L182 138H183V137L185 138L186 136H188V138L186 137V138H185L186 140H185V139H181V138L178 136ZM201 133H203V134H201ZM253 133H254V134H253ZM259 133H261V135H260ZM30 134H33V135L30 136ZM99 134H101V133H99ZM121 134H122V135H121ZM126 134H127V132H126ZM126 134H125V135H126ZM128 134H129V133H128ZM128 134H127V135H128ZM149 134H150V135H149ZM166 134H168V135H166ZM197 134H198L200 137H199ZM200 134H201V135H200ZM206 134H207L208 136H206ZM242 134H243V135H242ZM245 134H246L247 142H246V139H245ZM251 134H252V135H251ZM53 135H54V136H53ZM60 135H61V136H60ZM71 135H72V134H71ZM102 135H103V134H102ZM130 135H131V134H129V137H130ZM144 135H145V136H144ZM159 135H160V136H159ZM170 135H171V138H170ZM182 135H183V136H182ZM185 135H186V136H185ZM189 135H190V136H189ZM191 135H192V136H191ZM214 135H215V136H214ZM248 135H250V139H248V137H249ZM34 136H35V135H34ZM55 136H56V137H55ZM91 136L95 137V139L93 140V137H91ZM103 136H104V135H103ZM107 136H106V137H107ZM149 136H150V137H149ZM161 136H162V137H161ZM165 136H166V137L168 136V137L166 138ZM204 136L206 137V140H205V137H204ZM212 136H213L214 138H213ZM243 136H244V137H243ZM252 136H253V137H252ZM260 136H261V137H260ZM101 137H102V136L100 135L99 138H98V140H100ZM111 137H113V138H111ZM145 137H147V138H145ZM155 137L160 138V139H162V140L164 139V140H163V142H162V140H160V139L155 140ZM194 137H195V138H194ZM197 137H199L201 140H200L199 138H197ZM208 137H209V138H208ZM262 137H263V138H262ZM46 138H47V137H46ZM46 138H45V139H46ZM66 138H67V136H66ZM76 138H78V137H75L74 139H76ZM102 138H103V137H102ZM107 138H108V137H107ZM123 138L127 139L128 141L124 139L125 142H126V141H127V142H126V143L123 142ZM137 138L139 139V140H138L139 142L137 141ZM144 138H145V140H144ZM165 138H166V139H165ZM192 138H193L194 140H193ZM31 139H34V138H30V141H31ZM57 139H58V140H57ZM74 139H73V140H74ZM147 139H149V141L146 142ZM167 139H169V141H168ZM195 139H196V140H195ZM211 139H212V140H211ZM214 139H215V140H214ZM244 139H245V142H244ZM5 140H7V139L4 138V142H5ZM21 140H22V139H21ZM25 140H26V139H25ZM25 140H24V141H25ZM42 140L45 141V143L41 142ZM73 140H72V141H73ZM117 140H118V139H117ZM150 140H151V141H150ZM166 140H167V142H169L168 144H171V142H172V144H173V146H174V147H173V146H172V147L174 148V150H173L172 147H171V148L168 147L169 145H168L166 142H165V143L167 144V146H164V145H166V144H164V141H166ZM187 140H188V141L190 140L191 143H190V141H189V142H186ZM208 140H211L212 142H211V141H208ZM1 141L3 142L2 139H1ZM1 141H0V143L3 144V146H4L5 143H2ZM22 141H23V140H22ZM27 141H28V140H27ZM35 141H36V142H35ZM54 141H55V142H54ZM115 141H116V140H115ZM132 141H135V143L132 142ZM136 141H137L138 143H137ZM155 141H156V143H155ZM204 141H205V142H204ZM213 141H216V142H213ZM250 141H252L253 143L250 142ZM258 141H256V142H258ZM260 141H259V142H260ZM31 142H32V141H31ZM151 142H152V143H151ZM185 142H186L187 144H186ZM193 142L196 143L195 146L198 144V148H200V150H198V148H196V147L193 145ZM198 142H199V143H198ZM256 142H255V143H256ZM259 142H258V144H259ZM22 143H23V145H22ZM33 143H31L32 145L30 144L29 146H33V145H34ZM132 143H134V144H136V145L134 146V145H132ZM144 143H145V144H146V143H148V144H149V143H150V144L155 143V145H153V148H154V147L156 148L157 145L159 146V145L161 144V148H159L160 146L157 147V148H158L159 150L162 149V151L160 150L161 152L156 151V152L154 153L155 149L151 148L152 145L149 144V147H150V148H145V147H148V144L144 147V145H145ZM177 143H178V144H177ZM183 143H184V144H183ZM211 143H212L213 145H212ZM215 143H218V144H215ZM248 143H249V144H248ZM251 143H252V144H251ZM55 144H54V145H55ZM77 144H78L79 146H78ZM82 144H83V146H82ZM97 144H102V143H100V141H99V143H97ZM162 144H163V146H162ZM188 144H190V145L188 146ZM207 144H210V145H207ZM229 144H230V145H229ZM263 144H264V142L261 143V145H263ZM48 145H49V144H48ZM54 145L51 147V148H52V149H51V152H50V150H49V148H50L51 145H50L49 147L46 146V149H48L49 151H46V150L44 151V153H46L45 156H46V155L48 156V154H49L50 157H52V155H55V153H56L58 150H57V148H56L57 151L54 150L55 148L53 149ZM80 145H81V146H80ZM91 145H92V146H91ZM131 145L134 146V147L132 148ZM180 145H182V146L180 147ZM199 145H200V146H199ZM261 145H260V146H261ZM3 146L1 147V149L6 150V146H5V147H3ZM9 146H10L11 149H8ZM39 146H40L41 149H39ZM55 146H56V145H55ZM99 146H100V145H99ZM102 146H105V145L102 144ZM178 146H179V147H178ZM209 146H210V147H209ZM213 146H214L215 148H214ZM242 146H244V147H242ZM247 146H248V147H247ZM66 147H67V148H66ZM91 147H93V148H91ZM138 147H139V146H138ZM162 147H163V148H162ZM164 147H165V149H166V151H167V152L165 151L166 153H163V152H164V151H163ZM194 147H195V149H194ZM211 147H212V148H211ZM254 147H256V148H255V150H256V149L259 147V145L256 146V144H254ZM254 147H253V149L251 148V150H254ZM263 147H264V146H263ZM263 147L261 146V149H258V150H259V152H260V150H261L260 153L263 154V156H264V149H263V151H262V148H263ZM24 148L27 149L28 147H24ZM44 148H45V147H44ZM94 148H95V149H94ZM100 148H102V147L100 146ZM111 148H112V147H111ZM116 148H117V147H116ZM116 148H114V149H116ZM121 148H122V149H121ZM209 148H210V149H209ZM28 149H29V148H28ZM66 149H67V150H66ZM73 149H71V150H73ZM97 149L99 150V148H97ZM103 149H110V148H108V146H107L106 148L103 147ZM103 149H101V153H103V154H101V155H103L102 157H101V155H97V152H98V151L95 153V152H93V150H92V153H93V154H96L97 157L99 158V161L96 160L97 162H99V163L97 164V167H96L97 169L95 168L96 170H95V169H91L90 166H92V162L95 163V159H97V157H95L94 160H91V159H90L91 161H90V160L87 161V157H85V156H86V155H85L84 157H85L86 159H85V158H84V159H85L86 162L83 161V159H82L83 157L81 158V159H82L81 162H85L86 164H87L88 162H90V166H88L89 164H87L88 168L85 167L86 165L83 164V163H81V162H80V165H79V163L76 165L75 163L78 162V159H77V161L72 162V163H73L72 166H73V165H76V166L79 165V166H78L79 169H84V168H83V166H84V167H85V170H87V174H88V171H90L89 168H90L91 170H95V171H93V174H92V172H90L91 175H89V174H88L89 176L87 175L88 177H86V178H88V179L85 178L86 181H87V183H86V181L83 179V177H80L79 180L77 179L78 177H77L76 179H74V177H73V178L71 177V176H73L74 173H71L70 170H71V168H73V167H75V166H73V167L71 166V168H69L70 164H69V165L67 164V167H68V169H69V172H68L67 169H66L67 167H65L66 165L64 164V165H65V166H64V167H65V171H67V173H69V176H68L67 173L64 172V169L61 170V167H63V165L59 168V171H57L58 168L56 169L55 166H54L53 169H51V168H50V167H51V166H50L51 164H49V163L55 162V160H54V161L52 160V162H49L50 160H49L48 158H46V159L49 160V161H48L49 163H47L48 166H47L46 163H45L47 160H45V162L43 161V164L45 163V165H46L47 167H49V169H51L52 171L55 169V170H56L58 173H60V174H63V172H64V173H65V174H64L65 176L67 175L69 178H72V179L68 180L69 178L66 176V177L68 178V179L66 180V181H67V182H66V181H65L66 178H64V176H62V175H60V174H57V172H56L55 170H54V171H55L56 173H53V172L50 170L52 173H49V176H47V177H51L50 174H52V175H53V176H52L53 179H51V178H52V177H51V178H50V181L52 180L51 182H54V181L56 182V183H53V184H52V183L49 181V182L52 184L51 186H50V184L48 185V186H50V187L52 188V189H51V192H52V191L54 192V188L52 187L53 185L56 186L55 189H57V191H59V188H62L63 190H65V189H64V188H66L65 183L68 184V182H69L70 186H71L72 183L74 184V186H73L72 189L70 188V190H69V189H66L65 193L67 192V190L71 191L73 195H70V196H72V197H70L69 195L66 196V195L68 194V192H67V194H63V191H62L61 189H60V190L62 191L61 193H62L63 195H65L66 198H67V197H70V198H71L70 200L72 201L71 203L73 204V206H76L75 204H77V206L84 207L86 212H87V211H90V212L92 211V213H94V212L97 211V210H101L102 208H104V209H109V210H113V207H114V208H115V207L117 208V206H116V204H117L116 200L114 201V197H111V196H113V193H117V191H115V189H114V190H113L114 192L110 193L111 189H109V188L112 187L111 184H113L114 182H116V181H113V182H112V179H116V178H115L116 176L113 177V176H111L110 174H111V172H112L111 169L114 167V164L117 166L118 163L115 162V160H113L115 163H114L113 161H112L113 163L109 161L110 163L113 164V167H111V166L109 165L111 168H108L109 166H108L107 164H110V163H106V162H107L108 159L111 160L110 157L113 158L112 155H114V156H115V154L118 155V154H119V153H118L119 151L115 152V151L113 150V148H112V150H111V149H110V150H111V152L114 151L115 154H114L113 152L111 153L110 151H109V152H108V151H105V153H106L105 155H107L108 153H109V154H110V153L112 154V155H111V154L108 155V156H110V157H109L108 159H106V157H104V156H105V155H104V152H102ZM142 149H143V151H142ZM148 149H149V150H148ZM165 149H164V150H165ZM183 149H185L187 152H185V150H183ZM191 149L193 150V152H192ZM245 149H247V150H249V151L245 152V151H246ZM24 150H25V149H24ZM43 150H44V149H43ZM43 150H42V153H43ZM53 150H54V154L52 153ZM116 150H117V149H116ZM125 150H124V151H125ZM151 150H152V152H151V154H150L149 152H150ZM202 150H203V151H202ZM212 150H213V151H212ZM215 150L218 151V152H216ZM255 150H254V151H255ZM258 150H257V151H258ZM14 151H16V152H14ZM62 151H59V152L62 153ZM122 151L120 152L121 155H122ZM189 151H190V152H189ZM200 151H202V152H200ZM254 151H253V153H254ZM257 151H255V152H256L255 154H257ZM40 152H41V151H40ZM49 152H50V153H49ZM70 152H71V151H70ZM138 152H139V151H138ZM157 152H158V154H160V153H161V154L158 155V154H156ZM178 152H180V153H178ZM191 152H192V154H190V155L187 154V153H191ZM195 152H196L197 154H199L200 156L198 155V157H196V153H195ZM199 152H200V153H199ZM248 152H249L250 154H248V155L246 156V154H247ZM259 152H258V153H259ZM262 152H263V153H262ZM10 153H11V152H10ZM32 153H31V154H32ZM42 153H39V152H38L39 156H40V154L42 155ZM44 153H43V154H44ZM47 153H48V154H47ZM51 153H52V155H50ZM76 153H74V154H76ZM82 153H81V154H82ZM84 153H83V154H84ZM123 153H125V152H123ZM181 153H184V154L186 153L187 157H186L184 154H181ZM226 153H227V154H226ZM243 153H244L245 155H244ZM38 154H37V155H38ZM56 154H57V155H56V157H57L59 154H58V152H57ZM66 154H67V156H66ZM66 154L64 155V154L62 153V156H63V157H70V156H68V155H69L68 152H67ZM72 154H73V153H72ZM72 154H71V155H72ZM79 154H80V152H79ZM79 154H78V156H79ZM87 154H88V153H87ZM98 154H100V151L98 152ZM139 154H140V156H139ZM166 154H167V155H166ZM193 154H194L195 156H193ZM206 154H207V153H206ZM206 154H205V155H206ZM225 154H226V155H225ZM91 155H92V154H89V155H87V156H90V157H91ZM96 155H95V156H96ZM117 155H116V157H117ZM121 155L119 154L120 157H123V156H121ZM126 155H124V156H126ZM137 155H138V156H137ZM148 155H147V156H148ZM156 155H157L158 157H157ZM188 155H189V156H188ZM191 155H192V156H191ZM224 155H225V157H224ZM259 155H260V154H258V156H259ZM73 156H75V155H73ZM80 156H81V155H80ZM80 156H79V157H80ZM108 156H107V157H108ZM129 156H131V158H135V159L137 160V162H135V161H134L133 163L130 162V161H133V160H132V159L130 160ZM143 156H144V155H143ZM183 156H184V157H183ZM251 156H253V157H250V158H253V160H254L255 155H251ZM263 156H262V157H263ZM31 157H32V156H31ZM41 157H42L41 159L44 160V158H45L44 155L41 156ZM43 157H44V158H43ZM53 157H55V156H53ZM53 157H52V158H53ZM60 157H61V154H60L59 158H60ZM76 157H77V156H76ZM90 157H88V159H89ZM93 157H94V155H93ZM93 157H91V158H93ZM120 157H118L119 160L121 159ZM159 157H160V158L163 157L164 161L162 160V158H161V160H159ZM170 157H171V156H170ZM181 157H180V158H181ZM193 157H194V158H193ZM256 157H257V155H256ZM260 157H261V155H260ZM37 158H38V159H37ZM52 158H51V159H52ZM100 158H102V159H100ZM114 158H115V157H114ZM114 158H113V159H114ZM147 158H149V157H147ZM165 158H166V157H165ZM168 158H169V157H167V159H168ZM219 158H221V157H219ZM241 158H242V159H241ZM258 158H259V157H258ZM23 159H24V160H23ZM26 159H27V160H26ZM54 159H56V158H54ZM103 159H106V160L104 161ZM116 159H117V158H116ZM144 159H145V160H144ZM153 159H152V160H153ZM169 159H170V158H169ZM192 159H193V160H192ZM221 159H222V158H221ZM223 159L221 160L222 162H224V161L226 160V159H225V160L223 161ZM233 159H234V160H233ZM259 159L261 160V158H259ZM259 159H256V160H258V162H257L258 164H259ZM57 160H58V159H57ZM100 160H101V162L104 161V164H103V163H102V164H103V166L105 165V166H104V167H105V168H104L105 171H106V168H107V169H110L111 172H110L109 170L107 171V173L104 172V171H102V170H103V168H102L103 166H102V167L99 166V164L101 165ZM119 160H117V161H119ZM139 160H140V161H139ZM146 160H148V161H146ZM154 160H153V161H154ZM173 160H174V157H173ZM179 160H180V159H179ZM179 160H178V162H179ZM200 160H201V159H200ZM219 160H220V159H219ZM262 160H264V159L262 158ZM262 160L260 161V163L262 162ZM20 161H21V162H20ZM41 161H42V160H41ZM160 161H162V162H160ZM174 161H175V162H174ZM174 161H173V162H174L175 164H177V165H175V164L173 163L172 166H175V167H169V166H168V165H170V163H168L169 160H168V162H165V163H168V164H166L167 166H165V167H166V168L168 167L169 169L171 168L172 170H169L168 168L166 169V168L164 167V168H165V169L163 170L164 172L161 171L163 168L160 169V171H158V172H157L156 170H155V171H156L157 175H158L159 172H160L159 174H161V173L163 172L161 176H167V175L170 174V173L167 174V172H170V171L172 172V171H175V170L177 171V169H178V167H179L178 170H179L180 172L178 171L177 173H178V174L180 173L179 175L182 174V176H183V173H184L183 170H184V168H187V169L184 170V171H186V173H189L188 171H191L192 174H191V172H190V173H189V174H190L189 177H188V176H185V178H184L185 182L183 181V183H184L185 186H184V185H183V186H184L185 189L188 188V187L186 188V184H185V183H186V179H187V180H188V178L191 179V177H192V175H193L194 173L197 174V175H198V174L201 175V174L204 173V174L206 175L208 171L210 172V173L208 172V174L206 175V177L204 176V177L207 179V181H204L205 179L202 180V179H203V175H201V177L198 175L199 178L202 180V181H200V182H199V179H198V178H196V177H192V178H195L194 180H193V179H192V180L195 182V180L197 179V183L199 182V184H196V182L192 184L193 181L191 182V180L189 179V181L191 182V183H190L191 185L188 184V186L191 187L192 185H194V188H193V189H194V193H195V195H197L196 193H197V191H198V190H197V189H198V186H200V184H201L202 182H205V183H203V184L201 185V186H203V187H202V190H203V191H206V190H207V192H208V190L210 189V188H209L210 185H209V183H208L209 187L206 186V189H205V188H204V184L206 185L207 182H208V180L210 181V184H211V183H212V182H211V179H213V177H214V179H213L212 181H215V176H216V175L211 174L212 172H215V173L217 172L218 175H219L220 170H222V169L219 170V168H217V167H216V169H215V166L213 165L214 163H213L212 165H210V164L212 163V160H209L208 162H206V165L208 164L207 166H204L205 163L203 164V163H201L202 161H201V162L199 161V162H200L199 165H200V166L202 165L201 168L204 167V168H203L204 170H203V169H202L203 171L201 170L203 173H201V171H199V169H201V168H198L199 165L196 163V161H195V164H193V163H192V164H193L196 168H198V170H197L192 164H189V163H187L188 165L185 164V165L188 166L189 168L183 166L182 163H183V162L185 163L184 160H182V163H181V160H180V163H181L182 165H179L178 163H176V162H177L176 160H174ZM249 161H250V162H249ZM251 161H252V159H249L248 161L245 160V164H246V162L251 163ZM15 162H16V161L14 160V163H15ZM35 162H36V163H35ZM120 162H122V161H120ZM120 162H119V163H120ZM129 162H130V163H129ZM156 162H157V163H156ZM171 162H172V161H171ZM210 162H211V163H210ZM228 162H225V163L228 164ZM263 162H264V161H263ZM3 163H4V162H2V164H3ZM9 163H10V161H9ZM9 163L7 162V164H9ZM12 163H13V161H11V165H12ZM14 163H13V166H15ZM18 163H17V164H18ZM55 163H56V162H55ZM151 163H152V164H151ZM154 163H155L157 166L154 165ZM159 163H161V164L159 165ZM249 163H248V164H249ZM257 163L254 162V164H257ZM2 164H0V165L2 166ZM4 164H5V163H4ZM7 164H6V165H7ZM17 164H16V165H17ZM34 164H33V165H34ZM95 164H96V163H95ZM121 164H122V166H121ZM121 164H119V165L121 166V168L124 166V167H123L124 170H121V169L117 170V169H118V168H117V169H115V170H117V171L115 172L114 168H116V167H114V168L112 169V170L114 171L115 175H116V173L118 172V174H117V175H118V177H117V181H118V179H120V182H119L120 184H121L122 182H121V177H119V176H120V175L122 176V174H123V173H121L120 171L125 172V169H126L125 174H127V173L129 172V171L127 170V169H128L127 167H130V166H127V167L125 168V164H124V163H121ZM147 164L145 165V169L148 168V167H146ZM229 164H228V165H229ZM248 164H247V165H248ZM258 164H257V165H258ZM262 164L264 165V163H262ZM262 164H259V165L261 166ZM6 165H4V166H6ZM11 165H8V167L6 166L5 168H4V166L2 167V170L5 169V172H7L6 170L9 171V173L7 172L8 174L6 173L7 176L4 175V178L6 177L7 179L5 178V179L3 180V178H1V177L3 176V174H5V172H4L3 174H0V175H2V176L0 177V214L3 215L5 218L8 217L9 219H10V216H11V218L14 219L13 221H15V222H13L12 219H11L12 222H9V223H10V224H11V223H14L15 225H14V224H11V226H10L9 223H8V225L10 226L9 228H12V229H9V230H8V228H7L8 225H7L6 227L4 226L5 229L7 228L6 231L3 230V231H1V233H0V264H31V263H32L31 260H32V259H33V261L35 260V259L33 258V256H32V255L35 254V252H34L33 250H35V249L38 248V247H40V249H41V248L44 249V248H46L47 246H48V248H46V250H47V249H50V247H49V243H48V242H50L51 240H50L49 238H55V239H56V237L53 236L54 234L57 235V238H58V237L60 236V234L63 233V232L60 230V231H61V232H59L60 234L57 232V233L59 234V236H58V234H56V232H55V233H54V232H51V228H52L51 226H53V228H54L53 230H57V231H59L58 229H59V227H60V226H59L58 228L56 227L57 229H55V227H54L55 225H57L56 223H58V220L60 219V217H59V218L57 217V218H58V220H57L56 216H60V215H58V214L53 215V214H54L53 211H54V210H55V211H56V210L58 211V209H56V208H58V206L61 208V206H60L61 204H63V206H65V204H67V203L69 204V203H70V202H69L70 200H69V198H68V200H69V201H68V200L64 197V198H65L64 200H67V201H66L67 203H65V202L63 201V198L61 197V196H63V195L59 194L60 191H59V193L56 194V195H61V196H60V197L62 198L61 200H60V199H56V198H60V197H59V196H56L55 194H53L54 197H53L52 194H50L51 196H50L49 194H47V195H49L50 197H46L47 195L44 196V194H45L44 192L46 191V188H47V187L45 188L44 185H45V184L47 185V183H45L46 181L43 182V181L41 180V177H40V176H43L44 173H41V174L39 173L40 176L37 174V175L39 176V179L41 180V182L38 180V178H37L38 176H37V175H36V177H35V175L32 174V175L35 177V179L33 178L32 175H31V176L29 175L28 178L32 177V181H31L32 183L30 182V180H27V179H28L27 177H25V176H22V177H21V175L23 174V172H24V173L27 172V174H25V175H28V174L30 173V172H29L30 170H29V171H28V170H27V171L25 170V169H27V167H29V166H27L25 169L23 168L21 171H19V172H22L21 174H19V177H21L22 179H21V178H20V179H19V178H13V180L10 179V180L13 182L14 186L11 185V184H12L11 181H10L11 184H10L8 181H5V180H9V179H8V178H9L8 175H9L10 173H11L10 175H14L12 172L16 171L17 169L20 170V167L22 168L23 166H25V165H22V164H21L22 166L19 165V168L15 167V168H17V169L12 170L13 167H12ZM33 165H31V166H33ZM82 165H83V166H82ZM106 165H107V167H106ZM223 165H224V164H223ZM223 165H222L221 167H223V169H224L225 167H224ZM225 165H226V164H225ZM231 165H229L230 167H229V166H226V167L231 168L230 171H231V172H232V171L234 172V170H232ZM247 165H246V167H247ZM257 165H255L256 168H257ZM263 165H262V166H263ZM1 166H0V167H1ZM9 166H11V168H12L11 171H12V172L9 170V169H10ZM34 166H35V165H34ZM34 166H33V167H34ZM40 166H41V164H40ZM46 166H43V165H42V168L40 169V171H41L42 169H45V168H43V167H46ZM52 166H53V165H52ZM80 166H81L82 168H81ZM98 166H99V167H98ZM170 166H171V165H170ZM181 166H182V168H183V167H184V168H183V169H180ZM190 166H191V167L193 166L192 168H195V170L192 169V168H191L192 170H190ZM212 166H214V167H212ZM249 166H250V167H248V168H253V165H252V164L249 165ZM262 166H261V167H262ZM64 167H63V168H64ZM78 167H77L76 170H79ZM92 167H93V166H92ZM117 167H119V166H117ZM141 167H142V166H141ZM141 167L139 166V169H140ZM143 167H144V166H143ZM143 167L140 169L141 171H142ZM155 167H156V168H155ZM205 167H206V169H205ZM236 167H237V168H236ZM8 168H9V169H8ZM39 168H40V167H39ZM86 168H87V169H86ZM99 168H102V170H101L102 172H101V173L97 171V170H100ZM119 168H120V167H119ZM130 168H131V167H130ZM133 168H131V169L134 170ZM208 168H211V169H208ZM229 168H228V169H229ZM256 168L254 167V169H256ZM259 168H260V167H259ZM30 169H32V168L30 167ZM33 169H34V170H33ZM33 169H32L33 171H36L35 168H33ZM73 169H74V168H73ZM139 169H138V172H137V173L140 175L141 172L139 171ZM148 169H149V168H148ZM148 169H147V171H148ZM173 169H174V170H173ZM207 169H208V171H207ZM212 169H213L214 171H212ZM228 169H227V168L225 169V170H227L226 175H227V174H228V175L231 174V172H230ZM261 169H262V168H261ZM263 169H264V167H263ZM18 170H17V171H18ZM45 170H47V169H45ZM60 170H61V172H62V171H63V172L61 173ZM135 170H136V169H135ZM149 170H150V169H149ZM167 170H169V171H167ZM193 170H194V171H193ZM217 170H218V171H217ZM225 170H222V171H225ZM240 170H239V171H240ZM258 170H259V169H258ZM0 171H1V170H0ZM3 171H4V170H3ZM33 171H31V173H34ZM38 171H39V170H38ZM38 171H37V173H38ZM136 171H137V170H136ZM165 171H167V172L165 173ZM176 171H175V172H176ZM228 171H229V172H228ZM244 171H243V172H244ZM247 171L249 172L248 169H247ZM250 171H251V169H250ZM252 171H253V170H252ZM255 171H256V173H260V174H258V175H254V174L251 175V174H250V175L245 176L246 174H249V173H246V174L243 173V175H244L245 177L242 178V181H241V179L238 177V176L241 175V174H239V173H238L239 175L237 176V177H238V181L235 180V177H234L233 175L235 174L236 171L234 172V174H233L232 176L229 175V176H231V177H234V178H231L232 180H231L228 176L225 177V175H224L225 173H224V172H223V173H224L223 175H222V172H220V175H221V176H224L225 179L222 178V179H223V180H222L220 177H218V175L216 176V177H217V178H216V181H217V180H221V181H225V182L228 181V183L226 182L227 185H228V184H229V185H230V184H231V185H235V186H230L231 189H233V192H234V193L232 194V196H233V200H232L231 203H232L233 206H239V207H238L239 209H244V210H245V213H244V215H243V220H244V224H245V225L243 224V226H242V227H243V233H244V249H245V253H244L243 256H242V254H241L242 257H239V263H238V261H237L238 259L235 260V258H238V257H235V258H231V257H230V259H227V261H225L226 257H225V258H222V259L224 260V261H223V260L221 259V262H222V263L229 262L228 264H233V262L235 261V262H237L238 264H264V173H262L263 170H262L261 172H260V170H259V171L255 170ZM19 172H17V173H19ZM28 172H29V173H28ZM42 172H44V171H42ZM45 172H47V174H48L49 170H48V171H45ZM95 172H96V174L100 173V175H101L102 173H104V174H102L101 176H99V175L97 176V175L95 174ZM109 172H110V174H109ZM131 172H132V171H131ZM131 172H130V173H131ZM139 172H140V173H139ZM181 172H182V173H181ZM198 172H199V173H198ZM245 172H246V171H245ZM263 172H264V171H263ZM0 173H1V172H0ZM14 173H16V172H14ZM70 173H71V174H70ZM112 173H113V172H112ZM114 173H113L112 175H114ZM120 173H121V174H120ZM144 173H146V171H145ZM144 173H141V174L144 175ZM172 173H174V172H172ZM172 173H171V174H172ZM177 173H176V176L180 177L179 175H177ZM200 173H201V174H200ZM217 173H216V174H217ZM240 173H241V172H240ZM254 173H255V172H254ZM256 173H255V174H256ZM261 173H262V174H261ZM35 174H36V172H35ZM42 174H43V175H42ZM54 174H56V175L54 176ZM107 174H108V175H107ZM119 174H120V175H119ZM134 174H136V172H135ZM138 174H136V175L138 176ZM147 174L149 175V173H146V174L144 175L145 178H146V175H147ZM150 174H151V176H152L153 174H154L155 176H157L155 173L152 174V173L150 172ZM163 174H166V175H163ZM171 174H170V176H171ZM174 174H175V173H174ZM195 174H194V175H195ZM210 174H211V175H210ZM23 175H24V174H23ZM70 175H71V176H70ZM93 175H94V176H93ZM103 175H104V176H103ZM109 175H110V177H108ZM131 175H132V174H131ZM131 175H130L129 177L126 176V182L124 181L125 183H127V184H126V185H127L126 187H130V185H133V184L136 183V182H138V183L140 184L139 186H141V183H143V181L145 182V180H144L145 178H144V177H143L144 179H143L142 177H138V178H142V179H141V180L139 179L140 181L137 179V181H136V178H135V177H137V176H134V175H133V176H134V179H135V182H133V184H131L130 182L134 181V179H133V180H132V179H131V180L129 179V178L132 177ZM143 175H142V176H143ZM184 175H186V174L184 173ZM194 175H193V176H194ZM197 175H195V176H197ZM208 175L213 176V177H210V176H208ZM220 175H219V176H220ZM243 175H242V176H243ZM14 176H15V175H14ZM45 176H46V174H45ZM56 176H57L58 178H61V177L64 178V181H63L64 183L60 181V182L62 183V184H61L62 186L59 184V182H58V184H57V179H58V178H57ZM59 176H60V177H59ZM84 176H86V175H84ZM90 176H91V177H90ZM105 176H107L108 179H107V177H105ZM123 176H124V174H123ZM140 176H141V175H140ZM155 176H153V178H154ZM172 176H174V177H172ZM172 176H171V177L174 179V178H175V175L172 174ZM198 176H197V177H198ZM24 177H25V179H24ZM43 177H44V176H43ZM43 177H42V179L45 180L46 177H44V178H43ZM55 177H56V180H54ZM89 177H90V178H89ZM94 177H95V178H94ZM99 177H101V178H99ZM147 177H148V176H147ZM168 177H169V176H168ZM168 177H167V178H168ZM171 177H169V178H171ZM183 177H184V176H183ZM183 177H180L181 179H180V178H179V179L182 180ZM186 177H187V178H186ZM240 177H241V176H240ZM10 178H12V177L10 176ZM26 178H27V179H26ZM36 178H37V179H36ZM81 178L83 179L82 182H81V180H82ZM110 178H111V180H110ZM132 178H133V177H132ZM159 178L162 179L163 177H160V176H159ZM167 178H166V179H167ZM169 178H168L167 180L163 178L165 181H163V182H161V183H159V182L161 181V179H160V181L155 182V183H159L158 185H160V184L162 185V186H161V185L158 186V185L156 184V185L159 187V188L157 187L158 189L161 188V189H160L161 192L163 191V189H165V188H163V185H166V183L168 182ZM218 178H219V179H218ZM228 178H229V179H228ZM14 179H15V181H14ZM17 179L19 180L18 182H17ZM23 179H24V180H27L25 183H26V185H27V182H29V185L25 186V185H24L25 183H23L22 185H24L25 188H26V187H29V188H26V190L31 188L30 190H27V191H26L24 188H22V187H24V186L21 187V188L23 189V191H21L22 189L18 188L19 186H21V182H20V181L23 180ZM33 179H34V180H33ZM48 179H49V178H48ZM73 179H74V181H73ZM127 179L130 180V182L127 181ZM149 179H150V178L148 177L146 181H149ZM151 179H152V178H151ZM151 179H150V181H152ZM154 179H155V178H154ZM227 179H228V180H227ZM233 179H234V180H233ZM236 179H237V178H236ZM1 180H3V181L1 182ZM36 180H37V182H35ZM46 180H47V179H46ZM53 180H54V181H53ZM58 180H59V179H58ZM61 180H62V179H61ZM76 180H77V181H76ZM99 180H100L101 182H100ZM102 180H103V183H102ZM122 180H124L123 177H122ZM156 180H158V179L156 178ZM175 180H176V181H174V180H172V181H174V182H177V181H178L177 179H175ZM180 180H179V181H180ZM33 181L35 182V184L33 183ZM70 181H71V182H70ZM78 181H80V182H78ZM105 181H106V182H105ZM107 181H108V182H107ZM110 181H111V182H110ZM153 181H154V180H153ZM221 181H219V182L221 183L220 186L223 185ZM230 181L233 182V183H229ZM4 182H5V183H4ZM7 182H8L9 185H11V186H7V185H6ZM14 182H15V183H14ZM16 182H17V183H16ZM38 182H40V183H39L40 186H42V185L44 184V185H43V186H44L43 188H45V189H41V188H40V190H42L41 192L44 193V194H42V193H40V191H38V190H39V189H38V188H39V184H38ZM42 182H43V183H42ZM89 182H90V183H89ZM98 182H99V183H98ZM128 182H129V183H128ZM140 182H141V183H140ZM165 182H166V183H165ZM169 182H170L169 184L167 183L168 185H170V184L173 183V182L171 183V180H170ZM181 182H182V181H181ZM240 182H241V183H240ZM30 183H31V185H30ZM36 183L38 184L37 186H36ZM41 183H42V184H41ZM82 183H83L84 185H83ZM116 183H117V182H116ZM116 183L113 184V185H114V186H113L114 188L120 186V185H118V184H116ZM125 183H123V187L125 186V185H124ZM138 183H137L136 185L134 184V185H133V188H131V187H132V186H131V187H130L131 190H134V187H135V186H138ZM147 183H148V186L145 187V186L147 185ZM149 183H150V182L143 183L144 186L142 185V187H143L144 189H145V188H147V189L150 188V187H149ZM151 183H153V182H151ZM151 183H150V185H151ZM164 183H165V184H164ZM187 183H189V182H187ZM213 183H214V182H213ZM215 183H216V182H215ZM223 183H224V182H223ZM236 183L238 184V187H236V186H237ZM2 184H3V185L5 184L8 188H7V187H4L5 185L2 186ZM16 184H17V186H18L17 188H16ZM18 184H19V185H18ZM55 184H57V185H55ZM69 184H68L67 188L70 187ZM87 184H89V185L87 186ZM115 184H116V185H115ZM145 184H146V185H145ZM179 184L181 185V183H179ZM195 184L197 185V189L195 188V187H196ZM58 185H59V188H57ZM85 185H86V186H85ZM100 185H102L101 187H102V189H103V191H101V193L99 192L100 190L97 189L98 187H99V189L101 188ZM103 185H104V186H103ZM109 185H111V186H109ZM156 185H155V184H152V186H154V187H156ZM168 185H166V186H168ZM176 185H177V183H176ZM180 185H178L177 188L181 187ZM213 185H214V186H213L214 188H212V184H211V189L209 190V191H211V192H210L211 195H210L209 193L206 192L208 195H210L209 197H211V198H210L211 201H212V198H213V197H212V194H213V192H214V189H215V192H216V190H217L218 193L220 192V190H219L220 186L217 185V186H219V187L215 188L216 185H215V184H213ZM225 185H226V184H225ZM12 186H13V187H12ZM30 186H31V187H30ZM32 186H33V187H32ZM63 186H64V187H63ZM81 186H82V187L85 186V187L82 188ZM115 186H116V187H115ZM139 186H138V187H139ZM171 186H172V185H171ZM183 186H182L181 189H184ZM2 187H3V188H2ZM14 187H15V189H18V192L20 191L19 194L22 193L20 196L18 195V192H16V190L14 189ZM50 187H49V188H50ZM71 187H72V186H71ZM93 187H94V189H93ZM126 187H125V189H126ZM142 187H141V188H137V187H135V188L138 189V191H140V192H139V193H140V196H142V197H140V196L138 197V198L140 199L139 201H138V199H136L139 193H138V194L135 193V191L137 192V190L133 191V192H134L133 194H135V195H133V197H134V198H133V200H134L133 207L135 206V207H134V211H135V209H136V210H139V208H140L141 211H143V210L145 209V210H144L145 213H144V212L141 213L140 211H139V213H138V211H136V212H135V213H136V218H137V217H138V218H142L143 220L139 219V220L137 221V222H138V223H137V222H136L137 219L135 218L134 221H133L134 224H140V223H141L140 221H143V223H144V221H145V223H147L146 221H147V219L150 217V215H151L152 213H151L150 215H148V214H149V212H152L153 210H155V212L153 211L154 214H152L151 217H154V218H152L151 220H150V219H148V220H149L150 222L155 220L154 222L161 223L160 221H163V220H162V219H161V220L159 219L160 221H158L157 218H159V217H157V216L159 215V213H160V217L163 216V215H162V214H163L162 211H163V209L165 210L166 207H171V208H172L174 211H176V212H177V210H178V211L186 210V208H187L186 212H190V213L201 212V209H200V208H202V203H203L202 200H200L199 198H196L197 196L195 197V195L193 194V195H191V196L188 197V198L190 199V203H189V202L187 203V201L184 199V198H186V197H183V196H184V193L186 194L185 196H187L188 194L190 195V193L193 192V191L191 192V190H193V189H191V188L187 189V190H189L190 193H188L187 190H186V191H185V190H183V191L181 190V192H183V195L181 194V195H182L181 199L183 198V199L185 200V204H186V205H187V204L190 205V207H189V205H187V206L184 205V203H183L184 201H183L182 203L180 202V201H182V200L178 199L179 196H180V195H179V194H180V193H179V192H180V188L176 190V189H175L176 186H175L174 191H173V187H174V185H173V187L171 188L172 190L170 189V190H171L170 192H172V191H173V192L170 193L169 190H168V192L171 194V196L176 195V194L178 193L179 196H178V195L174 196L175 199H178L177 201L174 200L173 198L169 199V198L171 197L170 194H169V197H167L166 194H165V195L163 194V193H165V192H162V193H159V192H158V193H156V192L153 190V189H154V187H153L152 189L150 188L151 191L153 190V191H152L153 193L155 192V194H158V195H159V196H156L155 194L150 195V196H154V197H152L153 199H155V200L153 201V203L149 201L150 198H151L150 196H148V195H149V192H150L149 189H148V190H147V189L144 190V189H142ZM164 187H165V186H164ZM232 187H236V188H232ZM10 188H11L14 192H13ZM34 188H35V189H34ZM81 188H82V189H81ZM104 188L106 189V192H105V189H104ZM119 188H122V184H121V186H120ZM130 188H129V189H130ZM157 188H156V189H157ZM162 188H163V189H162ZM166 188H167V187H166ZM199 188H201V187H199ZM203 188H204V189H203ZM36 189H38V190H37L38 192H35V194H36V193H40V196L43 195V197H44L45 200L48 199V200H46V202L49 201L48 203H44V204H42L44 200H43L42 203H41V200H40V199H41V198L43 199V197L41 196V198H40V196H39L40 204H38V205H40L42 208H45V209H46V208H48V209L51 208V209H49L50 211H49V210H47V211L52 212V216H53V218H52L51 215H48V214L46 213V211L43 213V210H44V209L42 210V208L39 207V206H38V208H37V212L39 213V209H40V212H41V210H42V213H43V214L46 213V214L48 215V216H46V217H44L45 215L42 217V219H43L42 221H44L45 223L42 222L40 225L42 226V224H45L44 228H46V229L48 228V230H50L49 234H48V233H47V234L50 235V233H54V234H51L53 237H52L51 235H50L51 237H48V238L45 237V234H44L45 229H44V230L42 231L43 233L41 232L42 234H40L39 237H38V234H39V233L37 232V233H36L37 236H35V235H36L35 233L32 234V235L35 234V235H34L35 238H33V237H32V239L26 238V237H29L28 235H30V232H29V231H30V230L32 231L33 229H35L34 227H36V226H35V225L37 224L36 222H39V221H40L41 218L39 219V217H40L41 213L38 214L36 211L33 212V209L29 208V209H31L32 212H33V213H31V215H34V214H35V215H34V218H38V219H37V220H34V218H33L32 220H34V221H33L34 223L31 222V221H32L31 219H29V218L26 219L25 217H26L27 214H29V212L27 211L28 213H23L22 211L26 212L25 209L28 208V207H26V208L24 207V210H22V208H23V206H25L26 204H27L26 206H28V201H29V199L26 200V199H24L23 196H25V195L30 196V195L32 194L33 190H36ZM79 189H81V190H79ZM85 189H86V190H85ZM88 189L91 191V195H90V193H88L89 195H88V194H86V195H85V194H81V193H84V191L89 192ZM92 189H93L94 191H95V190H96V191L98 190L97 193L95 192V193H96V194H95V193L93 192ZM102 189H101V190H102ZM107 189H108V190H107ZM112 189H113V188H112ZM139 189H141L142 191L139 190ZM9 190H10V191H9ZM31 190H32V192H31V194H30V191H31ZM43 190H44V191H43ZM49 190H50V189H49ZM78 190L81 191V193L79 192L80 195H79V193H77ZM131 190H130V191H129V190H128V191L124 190V192H122V194H124L125 192H126V193L128 192L127 194H131V193H129V192H132ZM160 190H158V191H160ZM195 190H196V191H195ZM202 190L200 189L199 192L202 191ZM218 190H219V191H218ZM7 191H8V192H7ZM28 191H29V192H28ZM57 191H56V193H57ZM76 191H77V192H76ZM107 191H108V192H107ZM143 191H144V193H143ZM164 191L167 192V189H165ZM175 191H176V194H174ZM178 191H179V192H178ZM203 191H202V192H203ZM11 192H13V193H11ZM15 192H16L17 195L20 197V198L18 197V199H20L18 202L16 201V200H17V199H16L17 196H16ZM23 192H24V193H23ZM27 192H28L29 194H27ZM53 192H52V193H53ZM74 192H75V193H74ZM92 192H93L94 195L92 194ZM98 192H99L100 194H99ZM152 192H151V193H152ZM186 192H187L188 194H187ZM10 193H11V194H10ZM47 193H48V191H47ZM49 193H50V192H49ZM54 193H55V192H54ZM76 193H77V194H76ZM107 193H108V194H107ZM145 193H146V194H145ZM206 193H203V195H205V196H204L205 198L208 196V195H206ZM24 194H25V195H24ZM33 194H34V193H33ZM35 194H34V196H35ZM69 194H70V193H69ZM118 194L121 195V193H118ZM127 194H124V198L126 197L125 195H127ZM142 194H143L144 196H143ZM160 194H163V196L166 198V200H165V198L161 197L162 195H160ZM172 194H173V195H172ZM201 194H202V193H201ZM201 194H200V195H201ZM10 195H11V196H10ZM12 195H13V196H12ZM38 195H39V194H37V196H38ZM74 195H75L76 197H74ZM200 195H199V196H200ZM14 196H16L15 199L13 198ZM32 196H33V195H31L30 198H31ZM34 196H33V199L30 200V202H31L32 205H34V204L36 203V202H35V203L33 204L34 200H36V197H37V196H35V199H34ZM79 196H80L81 198H80ZM83 196H84V197H83ZM114 196H115V195H114ZM192 196L195 197V200L193 199ZM199 196H198V197H199ZM22 197H23V199H24L25 201L22 199ZM25 197H26V196H25ZM55 197H56V198H55ZM78 197H79V198H78ZM109 197H110V199H109ZM115 197H118V195H116ZM120 197H121V199H122V195H121ZM158 197H159V199H158ZM160 197H161L162 199H160ZM177 197H178V198H177ZM204 197H200V198L202 199V198H204ZM209 197H207V198H209ZM26 198H27V197H26ZM37 198H38V197H37ZM49 198H50V200H49ZM74 198H76V199L74 200ZM111 198H112V199H111ZM124 198H123V199H124ZM127 198H128V197H127ZM188 198H186V199H188ZM55 199H56V200H55ZM82 199H83V201H82ZM105 199H106V200H105ZM125 199H126V198H125ZM143 199H145L146 202H145V200H143ZM153 199H152V200H153ZM197 199H198V200H197ZM51 200H53V201L55 200V201H54V202H50ZM57 200H58V201H57ZM78 200L81 201L80 204L77 203V202H79ZM98 200H99V201H98ZM110 200H112L113 202L110 201ZM172 200H174V201H172ZM179 200H180V201H179ZM191 200H192V203H191ZM210 200H209V201H210ZM21 201H22V202H21ZM26 201H27V202H26ZM36 201H37V203H38V199H37ZM73 201H74V203H73ZM101 201H102V202H101ZM107 201H108V202L110 201V202L108 203ZM142 201H144V204H143ZM147 201H148V202H147ZM156 201H157V202H156ZM166 201H167L168 203H167ZM194 201H195V202H194ZM196 201H197V202H196ZM203 201H204V199H203ZM23 202H24V203H23ZM25 202H26V203H25ZM44 202H45V201H44ZM56 202H57V203L60 202V203L57 204V205H55ZM61 202H64L65 204H64V203H61ZM82 202H83L85 205H83ZM125 202H126V201H125ZM141 202H142V203H141ZM149 202H150L151 204H154V207L151 205V208L153 207L152 211H149V207H150V206L147 207V205H148ZM160 202H161V203H160ZM174 202H176V203H174ZM193 202H194V203H193ZM205 202L207 203V205L209 204V203L207 202V200H205L203 204H205ZM54 203H55V204H54ZM86 203H87V204H86ZM110 203H111V204H110ZM127 203H128V202H127ZM138 203H139V204H138ZM140 203H141V204H140ZM150 203H149V205H150ZM157 203H158V204H157ZM173 203H174V204H173ZM177 203H178V205H177ZM180 203H181V205H180ZM195 203H196V204H195ZM198 203H199V204H198ZM22 204H24V205L22 206ZM31 204H30V206H31ZM41 204H42V205H45V206H46V204H48L47 206H49V207H47V206H46V207H43ZM51 204H52L53 206L55 205L54 207H56V208H55L54 210L52 209V205H51ZM68 204H67V206H68ZM105 204H106V205H105ZM109 204H110V205H109ZM155 204H156V207H157V205H158V207H159L158 209H160V210H159L160 212L158 213V215H156V212H158V209L155 207ZM175 204H176V205H175ZM192 204H195V205H193L194 207L192 206ZM82 205H83V206H82ZM96 205H97V206H96ZM100 205H101V206H100ZM114 205H115V206H114ZM141 205H142V206H141ZM162 205H163V206H162ZM179 205H180L181 207H179ZM197 205H199V207H198ZM200 205H201V206H200ZM30 206H29V207H30ZM50 206H51V207H50ZM67 206H66L65 209L68 208ZM73 206L70 204V205H69V208H68L69 210L67 209V211H65V212H64V208H63V209L61 208V211L63 212V215H64V216H65V214L68 213V214H67V218L65 217L66 220H65V218L63 219L64 216H61V219H62V220H65V221H66V224L68 225V228H67V226H66V227L64 226L65 229L68 230V231H69L70 225H71L73 222L77 221V219L75 220V218H74V216H73V215H75L74 212H73L72 210H70V209L73 208ZM138 206H139V207H138ZM145 206H146L147 208H146ZM161 206H162L163 208H162ZM175 206H178L179 208H178V207H175ZM31 207H32V206H31ZM70 207H72V208H70ZM95 207H96V208H95ZM137 207H138V208H137ZM143 207H144V208H143ZM184 207H186V208H184ZM192 207H193V208H192ZM210 207H211V206H210ZM34 208H35V206H34ZM155 208L157 209V211H156ZM161 208H162V209H161ZM183 208H184V209H183ZM204 208H207V207L205 206ZM204 208H203V209H204ZM211 208H214V207H211ZM142 209H143V210H142ZM34 210H36V209H34ZM51 210H52V211H51ZM150 210H151V209H150ZM161 210H162V211H161ZM57 211H56V212H57ZM61 211H59V213L62 215ZM68 211H69V212H68ZM146 211H149V212H147L148 214L146 213ZM49 212H48V213H49ZM70 212H71V214H72V213H73V214L70 215ZM113 212H115L114 214H116V216L113 217V218H115L116 221H119V220L121 219V217H122V219L120 220V222H122V223H126V221L128 220L127 217H125L123 214L121 215L119 212H118V214H117V213H116V212H117L116 210H114ZM161 212H162V213H161ZM202 212H203V211H202ZM4 213H5V214H4ZM6 213L8 214V216H5V215H7ZM20 213L23 214V216H25V217H24V218H25L24 221L27 220L26 222L29 224L28 221L30 220V223L34 224V225H33L34 227H33L32 225L30 226L32 229H31L29 226H27V223H25V222L22 220L23 218H22V216L20 215ZM36 213H37L38 215H37ZM92 213H91V214H92ZM24 214H25V215H24ZM43 214H42V215H43ZM137 214H138L139 216H141V217H139ZM142 214H143V216H142ZM9 215H10V216H9ZM29 215H30V214H29ZM29 215H28V216H29ZM31 215H30V216H31ZM68 215H69V216H68ZM120 215H121V217H120ZM145 215H147L148 217L145 216ZM28 216H27V217H28ZM123 216H124V217H123ZM31 217H32V216H31ZM68 217H69V218L72 217V218L69 219ZM146 217H147V218H146ZM151 217H150V218H151ZM179 217H180L179 215H178V216L176 215V217H175V219H177L176 221H181V222L184 221V220L181 219V218L178 219ZM8 218H7V221H9ZM20 218H22V219L20 220ZM117 218H119V219H117ZM123 218H124L125 220H123ZM145 218H146V219H145ZM28 219H29V220H28ZM52 219L55 220V221H53ZM144 219H145V220H144ZM56 220H57V221H56ZM69 220H70V223H71V224H69V222H67V221H69ZM156 220H157V221H156ZM17 221H22V222L19 223V222H17ZM46 221L48 222V224H47ZM51 221H53V222H51ZM71 221H72V222H71ZM23 222H24V223H23ZM50 222L52 223L51 225L49 224ZM55 222H56V223H55ZM59 222H60V220H59ZM63 222H64V221H63ZM90 222H94V223H95V222H97V220H96L95 218L92 217V219H91ZM130 222H131V221H130ZM17 223H19L20 226H18ZM35 223H36V224H35ZM54 223H55V224H54ZM64 223H65V222H64ZM16 224H17V226H18L19 228L16 226ZM22 224L24 225V227L22 226ZM25 224H26V225H25ZM46 224H47V225H46ZM59 224H61V223H59ZM59 224H58V225H59ZM62 224H63V223H62ZM62 224H61V226H63ZM66 224H65V225H66ZM13 225L16 226V227H14V229H13ZM29 225H30V224H29ZM48 225L50 226V229H49V226H48ZM46 226H48V227H46ZM28 227H29L30 229H29ZM26 228L29 229V230L27 231ZM39 228H40V227H39ZM39 228H38L37 230H39ZM60 228H61V227H60ZM62 228H63V227H62ZM2 229H3V228H2ZM42 229H43V228L41 227V230H42ZM0 230H1V229H0ZM62 230H64V229H62ZM33 231H34V230H33ZM68 231H67V232L64 231V233L67 235ZM26 232H27L28 234H27ZM31 233H32V232H31ZM65 234H63V236H66ZM41 235H42V236H41ZM48 235H46V236H48ZM61 236H62V234H61ZM61 236H60V237H61ZM37 237L40 238L39 240H40V242L42 241L41 243L39 242L38 239H36ZM42 237H44L45 239L42 238ZM60 237H59V238H60ZM30 238H31V237H30ZM46 238H47V240H46ZM59 238H58V239H59ZM61 238H63V237H61ZM65 238H66V237H65ZM28 239L31 240V242H30ZM33 239H35V240H34L35 242L32 241ZM48 239H49L50 241H48ZM58 239H57V240H58ZM36 240H38V242H36ZM61 240H62V239H61ZM63 240H64V239H63ZM63 240H62V242H63ZM27 241H28V242H27ZM43 241H44V242L47 241V244H48V245H47V246H44V245H46V242L44 243ZM58 241H59V240H58ZM64 241H65V240H64ZM32 242L35 243V244H37V246H36L35 244H34V245L31 244L33 247L35 246V247L33 248L31 245H30V246L28 245V244H30V243H32ZM54 242H55V241H54ZM62 242L60 241V243H62ZM24 243H25V244H24ZM39 243H40V244H43V243H44V244H43L44 247H41V245H38ZM60 243H59V244H60ZM63 243H64V242H63ZM63 243H62V245H63ZM53 244H54V243H53ZM55 244H56V243H55ZM57 244H58V243H57ZM62 245H61V246H62ZM28 246H29L30 248L32 247V251L28 252V250H30V248H29ZM54 246H55V245H54ZM58 246H59V245H58ZM28 248H29V249H28ZM55 248H57V245L55 246ZM24 249H25V250H24ZM41 250H42V249H41ZM24 252H25V254H24ZM27 252H28V253H27ZM33 253H34V254H33ZM23 254H24L25 256H24ZM27 254H28V255L32 254V255H30V258H29V256H28V258H27V256H26ZM76 256H77V257H76ZM78 256H80V257H78ZM31 257H32V258H31ZM49 257H50V256H49ZM131 257H133V256H131ZM131 257H129V258L126 257V258H128L129 261H131V260H130ZM232 257H233V256H232ZM64 258H65V259H64ZM64 258H63V259H64L63 261H65V263H68L66 260H67L69 257H68V258L64 257ZM70 258H72V257H70ZM83 258H85V260L87 261L88 264H93V263H94V262H93V263H90L91 260L94 261V258H93V259H91V257L87 258L86 256L84 257V256L81 255V254H80V255H78V254L73 255V258H72L73 260H72V259H69L68 261L70 262V260H72V261H74V262H72V263H74V264H83L82 262L85 261ZM86 258H87V259H86ZM126 258H125V259H126ZM139 258H141V257H139ZM139 258H138V259H139ZM30 259H31V260H30ZM49 259H50V258H49ZM51 259H53V258H51ZM79 259H80V260H79ZM132 259H133V258H132ZM135 259H137V258L135 257ZM142 259H143V258H142ZM142 259H141V261H142ZM144 259H145V258H144ZM81 260H82V261H81ZM88 260H89V262H88ZM95 260H96V259H95ZM126 260H127V259H126ZM133 260H134V259H133ZM133 260H132V261H133ZM29 261H30V262H29ZM49 261H50V260H49ZM49 261H47V262H49ZM51 261H53V262H51ZM51 261H50V262H51L52 264H55V263H54V262H55L54 260H51ZM60 261H61V260H60ZM63 261H62V263H63ZM78 261H79V263H78ZM96 261H97V260H96ZM124 261H125V260H124V258H123V261H122V262H124ZM143 261H144V260H143ZM50 262H49V263H50ZM122 262H121V263H122ZM125 262H128V261H125ZM125 262H124L123 264H126ZM235 262H234V263H235ZM45 263H46V261H45ZM51 263H50V264H51ZM57 263H58V262H57ZM62 263L59 262V264H62ZM96 263H97V262H96ZM128 263H129V262H128ZM128 263H127V264H128ZM131 263H132V262H130L129 264H131ZM32 264H34V262H33ZM43 264H44V262H43ZM47 264H48V263H47ZM70 264H71V263H70ZM132 264H134V263H132ZM235 264H236V263H235Z\"/></svg>","mask_w":264,"mask_h":264}]
</instances>
